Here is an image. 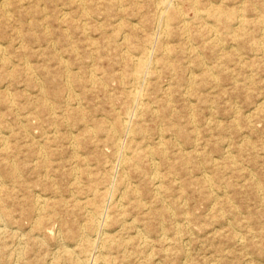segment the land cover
<instances>
[{
    "label": "rangeland",
    "instance_id": "1",
    "mask_svg": "<svg viewBox=\"0 0 264 264\" xmlns=\"http://www.w3.org/2000/svg\"><path fill=\"white\" fill-rule=\"evenodd\" d=\"M77 1H79L80 3L82 2V3L78 4ZM77 1L75 0L74 2V0H72L73 2L72 4L71 0H0V4H1L0 5V18H2L3 16L2 18L3 20L0 19L1 20L0 21V43H2L0 45V55L2 57V55L5 54V56H3L5 58L2 57L1 59L0 57V62L3 63L0 65V80L2 79L0 81V86H1L0 88V102H1L0 103V130H1L0 145L2 146L0 147V156H1L0 161L3 160L2 162H0V175L3 176V178L0 177V183H1L0 184V191H1L0 197L3 200L2 202V200L0 199V209H1L0 211V250H2L0 252L3 254L2 255L0 253L1 254L0 264H12V263L16 264V262L17 264H43V263L44 264H54L56 262H57L56 264H62V263L63 264L65 263L66 264H85V263L86 264L87 263L88 264H93V263L94 264H113V262L114 264H119V263L120 264H264V219H263L264 218V37H263L264 35L263 34L264 33V28H263L264 27V0H199V1L198 0H183V1L182 0H177V1L171 0V2L169 0V4H168L169 6L166 4L163 5L164 3L162 2V0H121V1L119 0L118 1L116 0H98V1L97 0H83V1L77 0ZM3 2L5 3V5H3ZM194 2H196V7L194 5L195 9L192 4ZM159 3L161 6L159 5ZM154 4L158 6H155ZM2 5L4 6L5 10L2 9L3 8ZM79 5H82V6H79ZM83 5L86 6L85 7L86 11H84L85 9H83L84 8ZM210 5L212 7H210ZM220 5L222 7H220ZM167 7L169 10L171 9L173 11L171 10L167 11ZM156 8L158 9L156 10L157 12L155 11ZM221 8H222V11H221ZM8 9L9 10L11 9V11H7ZM120 10L123 12L120 13ZM195 10H197V13ZM208 10H210L211 12H209ZM83 11L85 14L84 13L81 14ZM9 13H10V17H9ZM156 13H158L157 16H156ZM161 13H163V15ZM87 14L89 16H86ZM195 14H196V17H194ZM63 15L65 18L63 17ZM157 17L158 19L156 20ZM159 17H160V21H159ZM219 18H222V19H219ZM238 19L239 20L241 19V20L239 21ZM74 21L76 23H74ZM242 21H244V23ZM95 22L97 24H95ZM60 23L62 24L60 25ZM117 24L118 25L120 24V26H118ZM163 24H165V26ZM184 24H186V26ZM97 26H100V27L102 26L101 27L102 29ZM235 27L237 29H235ZM151 28H154V29H151ZM157 28L158 29L162 28L161 32L158 31ZM183 29H185L186 31ZM45 31L47 32V35H45L46 34ZM203 31L204 33H202ZM216 31H217V34H215ZM84 32L89 33V34L86 35ZM165 33L166 35H163ZM188 33H189V36H187ZM157 36L158 38H156L155 40V37ZM163 36L165 37V40H163L164 39ZM19 37L21 39H19ZM166 37H168V39ZM125 38L129 40H125ZM68 39H69V42H68ZM184 39L186 42L184 41ZM19 40L21 42V46L24 45L25 47L19 46L20 45ZM154 40L155 42H153ZM121 41L122 42L125 41L127 44L123 42L125 44L124 45L122 44ZM17 42H19V44ZM87 42L89 44H87ZM218 45L220 46V48ZM55 46L57 49L55 48ZM144 46L145 47L147 46V47L145 48ZM191 46L193 47V49L194 48L195 49L193 50ZM53 47L56 49L58 53L54 51L55 49H53ZM153 48L155 49V51ZM74 49L78 51L76 50L74 51ZM166 49L169 51V54ZM196 49H197L198 55L196 54ZM145 51H147L148 54H146ZM73 52H75V55ZM145 54L146 56L144 57ZM150 54L151 56H148ZM57 55L60 57H58ZM126 55H128L129 57L131 56V57L129 58ZM138 55L140 57H138ZM165 55L167 56L164 58L163 56ZM167 57L172 58V59L169 60L167 59ZM199 57H201V59ZM140 58L144 60L146 58L147 60H145L146 61L145 63H147L148 66L145 64L146 68L144 67L140 79L134 82L132 80L133 79L132 61L133 60L137 61ZM151 59L153 61H151ZM58 60H59L60 65L58 64ZM201 60L204 62H202ZM154 61L156 62V66L155 64L152 63ZM65 63L66 64L68 63V65H66ZM165 63L166 64L169 63L170 66L169 64L166 65ZM22 64L24 65L25 69H23V66H21ZM26 64H30L29 65L30 67L26 68L28 67V65ZM203 64H204V67H202ZM204 68L205 70H203ZM28 70L29 72H27ZM32 70L34 71L33 73L30 72ZM66 70H68L69 72ZM13 71L14 73L12 74ZM25 71L27 72V74H25L26 73ZM208 71H209V74H208ZM10 73L12 75H10ZM121 73L123 75L124 80L121 78L122 77L120 75ZM66 74L68 75L69 78H71V80L67 78ZM95 74H97L96 76L97 78L94 77ZM36 75L37 77L35 78ZM156 75L158 76L156 77ZM188 76L191 77L190 80ZM33 78L34 80H32ZM36 79L38 80L35 82ZM67 79L69 80L68 81L69 83L67 82ZM143 79L147 80L146 81L147 83ZM41 80H42V83H41ZM140 80H141V83H140ZM64 81H65V84H64ZM188 81H191V82H188ZM37 82H39V84H37ZM54 82H56L55 84L56 86L54 85ZM2 83H6V84H2ZM142 83L143 84L146 83V84L143 85ZM189 83H192V84H189ZM68 84L70 86H68ZM116 84H117V88H116ZM134 84H137V85H134ZM37 85L39 86V89ZM122 85L125 87H123ZM91 86L93 88H91ZM104 86L107 88L105 89ZM137 86L139 88H137ZM142 87L143 88L145 87L146 89L145 88L144 89L145 91L146 90L147 91L144 92V89H142ZM3 88L6 90H4ZM72 88H73V91H71ZM41 89L43 90L40 91ZM189 89H190V93H189L190 96H188L189 97L188 98L186 96L188 94L186 93L189 92ZM44 91H45V94H44ZM1 92L2 93L5 92V94H2ZM133 92H138L140 94V101L137 102L139 106L137 108H136L137 103L134 104V102L131 100V97H130L131 93ZM6 93L8 94L7 96H6ZM9 93L10 94L12 93L11 94L12 96L9 95ZM56 94L59 97L61 96L60 98L59 97L58 98L60 100L62 99V101H59L58 98H55L57 97ZM73 94L76 97H74ZM41 95L42 97L44 95L45 101H44V98L40 97ZM10 96L12 97V99ZM65 96L67 97V100ZM112 96L113 98H111ZM74 98L75 99L77 98L76 101ZM9 99H11V101H9ZM78 99H79V102H78ZM115 99L117 102L115 101ZM167 99H169V101ZM5 100H8V101H5ZM119 101L121 102V104ZM46 102L48 103L45 104ZM77 102L80 104V106ZM10 103L13 104L11 106L12 108L11 107L9 108V106L11 105ZM141 103L143 105H141ZM65 104L67 106H65ZM49 105H51L50 109L47 108L49 107ZM74 105L76 106V108H74L75 107ZM114 105L116 106V108L117 107L118 108L116 109ZM14 106L18 109V113L16 111L17 109ZM125 106L128 108L127 110ZM153 106L156 108H154ZM210 106H211V109H210ZM30 107H33L35 110H32L33 108L31 109ZM77 107L79 108L77 109ZM132 107L135 109H133ZM139 107L141 110H139ZM257 108L258 110H256ZM12 109L13 110L15 109V110L13 111ZM122 109L124 111V113L122 112L123 114L120 113ZM142 110L146 112L144 113L142 112ZM151 110L153 112H151ZM116 112H119L118 116ZM54 113L58 114L57 117H56V114ZM132 113L133 115H135V117L132 115ZM155 113H156V116L153 115ZM61 114L65 118L63 116L61 117ZM144 114L146 116H144ZM25 115L27 116V118ZM16 116L19 117L17 121L15 120L17 118ZM192 116L193 118H191ZM51 117H52V120H51ZM55 118H57V120H54ZM20 119H23L25 123ZM81 119L84 120L85 122H83ZM103 119H104V123L102 122ZM154 119H156L157 121ZM193 119L195 121H193ZM18 120H20L21 122ZM28 120H30L31 122H29ZM155 121L157 122L156 125H155ZM191 122L193 123L196 122V124H194L195 126ZM93 123H95V125ZM119 124L121 125L123 124L125 129L120 130L117 126ZM152 124L153 126H151ZM112 125H114V127ZM22 126L25 127L23 128L24 131L20 129ZM28 126H31V127H28ZM158 126H160L161 128L158 129ZM54 127H55V130L53 129ZM65 127H69L67 129V132H66ZM128 127H130V130ZM99 128L103 130H99ZM134 128L136 129V132H138V134L135 132ZM176 128L178 129V131H182L181 132L182 134H180V132H177ZM181 128L187 129V130H182ZM166 129H168L171 133L169 131H166ZM87 130L89 131V133ZM90 130H92V132L94 131V135L92 132H90ZM95 130L98 131V132L96 131L97 134L95 133ZM99 131L102 132V134ZM108 131L110 134L108 133ZM113 131L115 132L117 131V132L115 133ZM126 131L128 132V134L130 133L128 135L130 136V138L127 137ZM156 131L158 132V134ZM186 131H187V134H186ZM25 133L27 135H25ZM99 133L101 135V138H100ZM95 134L98 137V139L95 136ZM139 134L141 135V138L145 134V136H143L142 138L143 140L139 138L140 137ZM109 135L110 137H108ZM136 135H139V136H136ZM3 136L4 137L8 136V138L5 139L6 137L4 138ZM45 136L46 138L48 137L47 138L48 140L45 139ZM56 136L62 139H58V141H56L57 140ZM69 137H73L74 139H70ZM106 137H108V139ZM111 138H112V143H110ZM119 138H122V139H119ZM149 138L152 140H150ZM104 139L105 141H103ZM167 140L168 141L170 140V141L168 142ZM36 141L38 144L42 142L39 144L40 146L37 143H35ZM174 141H176L177 145ZM243 141H246L247 143ZM93 142H95V144ZM102 142L104 143V145H102L103 144ZM124 142L126 143V146H124L125 145ZM91 143L92 145H90ZM116 143H119V144L117 145ZM7 144L9 147L7 146ZM76 144H78L77 147H75ZM113 144L117 145L118 148L117 146ZM46 146H49V148ZM132 146H135V147L132 148ZM6 148H9V149H6ZM33 148H36V149L32 150ZM38 148L39 149L42 148L40 150L41 152L39 151ZM75 148L76 150H74ZM131 148L133 149V151ZM117 149L120 151H118ZM158 149H160V151ZM9 150L11 152V155H10V152H8ZM42 151L43 152L45 151L44 154L46 156H44ZM77 151L80 153H78ZM146 151L147 152L152 151V152L147 153ZM158 151L160 152V154ZM225 151H228L227 154H225L226 153ZM7 152L8 154L7 156H5L6 155L5 153ZM136 152H137V155L134 154ZM117 153H120L117 155L118 157L115 155ZM183 153L186 154V156L182 155ZM132 154L135 156H133ZM128 155H132V156H128ZM82 156L83 158L80 160ZM164 156L165 157L168 156L169 158L168 157L165 158ZM15 157L16 159L14 160ZM47 157H49L50 159ZM140 157L141 159H139ZM157 157H159L158 158L159 161L156 160ZM175 157L177 159H175ZM9 158H12V159H9ZM72 158H75L76 161L72 160ZM148 158H150V160H153V159L154 160L150 161ZM116 159L118 160L120 159V161L116 162ZM138 159L139 161L136 162V160ZM36 160H38V163L36 162ZM44 160H46L45 163H44ZM98 160H99V163H98ZM86 161L87 162L89 161V162L87 163ZM123 161L124 163H121ZM126 162H129L131 165ZM132 162L133 163L136 162V164H133ZM138 162L141 165L139 164L137 165ZM227 162L229 164H224ZM16 163L17 165H15ZM47 163H48L49 168L48 166L44 167L45 164L47 165ZM84 163H86L87 165L85 164L84 166ZM115 163L117 164L115 165ZM167 163L168 164L170 163V165H168ZM200 163L202 164V166ZM231 163L232 165H230ZM112 164L115 165V167H113ZM118 164L121 166H119ZM1 165H4V166H1ZM97 165L98 166L100 165V166L98 167ZM139 166L141 167L145 166V167L140 170L141 167ZM200 166L202 167V169ZM13 167L16 168L17 170L12 169ZM33 167H35L36 170ZM123 167H125V169ZM151 167H154V168H151ZM211 167H214V168H211ZM220 167L222 171L219 170ZM225 167L228 170L224 169ZM43 168H46L47 170ZM143 169L145 172L142 171ZM51 170L53 171L51 172ZM77 170H80V172L79 171L75 172ZM88 170L90 171L91 175H89L90 173L88 172ZM117 170L118 171L120 170L121 172L119 173ZM133 170H135V172ZM148 170H151V171H148ZM81 171H84V172H81ZM110 171H112L113 173ZM139 171H142V172H139ZM115 172L118 173L117 176ZM143 173H145L147 177ZM156 173L157 174L159 173V174L157 175ZM73 174H74V177H72ZM148 174L149 175L152 174L151 175L152 177L156 176L155 179H153V182L155 184L152 182V178ZM207 174H209L210 176H208ZM251 174L253 176V179H252ZM10 175L12 177H10ZM16 175L17 176L19 175L18 177L20 178H18ZM85 175L86 177H84ZM114 176H116L117 178H115ZM49 177H51L52 179ZM68 177L69 179L67 180ZM88 177L90 178L88 179ZM1 178L3 179V181ZM203 178H206V180ZM21 179L23 182L21 181ZM91 179L94 183L91 181ZM117 179L118 180L120 179V181H118ZM127 179L129 180V182ZM12 180L14 182H12ZM78 180L81 184L78 182ZM173 180L175 182H173ZM207 180L209 181V183ZM48 181L50 182L52 181L51 182L52 184L49 183ZM73 182H75L76 185ZM255 182L256 184L257 183L258 184L257 185L251 184ZM158 183L161 185H159ZM73 184H74V187L76 186L75 189L73 187ZM210 184L214 187V189L212 188ZM9 185H11L12 187L10 188ZM44 185H47V188H45ZM77 185H79V187ZM112 186L114 188L115 186H117L115 189L117 190L119 189L120 191L118 190L117 192L115 189L112 188ZM134 186L135 187L137 186V187L135 188ZM257 186L259 188H257ZM24 187L25 189H23ZM53 187L56 190L52 189ZM93 187L96 189H94ZM162 187H164L165 189ZM89 188H93L92 191ZM147 188L148 190H146ZM152 188L156 189L157 191L156 192L155 190L153 191ZM161 188H162V191H166V192L164 193L161 191L160 193ZM121 189L123 192L121 191ZM57 190H58V193H57L58 196L57 194H55L56 193L55 191ZM97 190L99 192L101 191L102 193L98 192L96 193L98 195L94 194V197H92L90 193L93 194L94 192H97ZM126 190L127 191L130 190V191L127 192ZM143 190H145V193L143 192ZM211 190L214 193V195L213 193H210L211 195L209 194ZM52 191L54 192L51 193ZM74 192H77V193H74ZM157 192H158V195H157ZM105 193L106 195L108 194L109 196L105 195L103 199L102 195H104ZM139 193L142 195L140 196ZM99 194L101 196H99ZM132 194L134 195L137 194V196L134 197ZM125 195L126 196L128 195L127 198H125L126 197ZM163 195H164V199H163ZM32 196L34 198H32ZM49 196H52V197H49ZM53 196H55V198ZM70 196L73 197L74 201L72 200V197ZM111 196L114 200L110 198ZM75 197H78L79 199L78 198L75 199ZM131 197L133 198L131 199ZM208 197L209 198L212 197V199L209 201ZM155 198L157 199L155 200ZM56 199L58 203L56 202ZM62 199L63 200L65 199L66 202L65 201L63 202ZM11 200L12 201L16 200V202H12ZM68 200L69 201L72 200L70 201L71 203L67 204ZM109 200L111 201V203L109 202ZM140 200H141V203H140ZM165 200L167 202H165ZM34 201L37 202V204H35ZM84 201L87 203H85ZM116 201L118 203L120 202L119 205ZM161 203H163L164 206ZM5 204L7 205L8 209H10L9 212H8V209H6L7 207ZM48 204H49V207H51L50 208L51 210L49 209ZM66 204L70 206H67ZM83 204L85 205V207L83 206ZM120 204L123 208H121ZM142 204H144L145 207L148 206L146 207L147 211L145 207L143 208L144 205ZM90 205L93 206V208H91ZM100 205L103 208L101 207L98 208V206ZM113 205L115 206L113 207ZM9 206L12 208H9ZM14 206L16 207L14 208ZM72 206L74 207L75 211ZM78 206L79 207L83 206V207L79 209L77 208ZM36 207L37 209L35 211V209L33 208H36ZM54 207L56 210L52 209ZM64 207L66 209H64ZM119 207L120 209H123L121 210V212H119L120 211ZM3 208L4 210H6L5 212ZM28 208L31 209L32 212ZM45 208H47L48 210L46 209L47 210L46 211ZM104 208L106 209L102 210ZM151 208L153 211L151 210ZM61 209H63L64 212L63 210L61 211ZM111 209L113 210L114 213L110 211ZM154 209L157 212L154 213L155 211ZM70 210L72 213L75 212V214L68 213L70 212ZM96 210L99 213H96L97 212ZM24 211L26 213L28 212V215H26ZM39 211L43 213L40 214ZM52 211L53 212L55 211L56 214L53 215L54 213ZM163 211H165L167 215ZM169 211L171 212L169 213ZM79 212L82 215H78ZM105 212H107V214ZM109 212L110 214L112 213V215H110ZM219 212L221 213L224 212V213L221 214ZM32 213L34 214L32 215ZM94 213L96 214L95 215L96 219L94 218ZM158 213H161V215ZM50 214H52L56 218L53 216L51 218ZM64 214H65V217L63 216ZM169 214L170 216H168ZM173 215L174 216L178 215V216L177 217L175 216L174 218ZM185 215H187V218ZM7 216L9 218L8 220L9 222L3 221L5 220L4 219L5 217L7 218ZM25 216H28L29 218ZM184 216L186 218L185 220H183ZM106 217L108 219L110 217V221L108 220V222H105L107 221ZM121 217L123 218V220ZM58 218L60 219V221ZM93 218L94 220H92ZM170 218L172 220H170ZM56 219L58 220L59 223L57 222ZM82 219L85 221H83ZM87 219L88 221L86 222ZM119 219L121 220L118 221ZM124 219L126 221H124ZM36 220H37V223L34 224ZM45 220L49 222L47 223ZM62 221H65L66 225ZM187 221H188V225L186 223ZM183 222H185V225ZM76 223H79V225ZM133 223L135 225H133ZM33 224L35 226L34 228L35 230L33 229L34 227ZM174 224H176V226H174ZM82 225H84L85 227ZM36 226L38 229L36 228ZM66 226H69V227L71 226V227L68 228ZM73 227L76 229H73ZM81 227H83V229ZM127 227L130 229H128ZM43 228H45V230ZM84 228H85V232H83ZM176 228L179 230H177ZM232 228L234 230H232ZM118 229H122L123 231L118 230ZM1 231L3 232L1 233ZM5 231H6V234H5ZM43 231H45V233ZM178 231L179 233H177ZM42 232L44 233V235ZM76 232H78L77 235H76ZM88 232L92 234L94 233V234L92 235ZM142 232H144V234ZM245 232H248V233H245ZM85 233L89 235H86ZM141 233L143 235H141ZM234 233H236L237 235H235ZM135 234L137 236L140 235L142 238L140 236H139L140 238L137 237ZM81 235L85 238H83ZM120 235H122L125 238H123ZM45 236L46 238H44ZM73 236L75 238L78 236L77 238L81 239V241L78 240L77 238L75 240ZM134 236H136V238ZM72 237L74 238V241L75 242L77 241L76 243H78L79 245L76 244L75 242H72L73 240V239L71 240ZM240 237L242 240L240 239ZM49 238L51 239L49 240ZM129 238H130V242L132 241L131 243L129 242ZM144 238L148 239V242L150 241L151 243L149 242L148 244L147 240ZM119 239L120 240L122 239V241H120L122 243L124 242V240L126 241L125 243L120 244L118 242ZM47 240L49 241L47 242ZM162 240L163 242L164 241L165 242L163 243ZM141 241L142 242L144 241L143 244ZM113 242H116V243H113ZM61 243L63 246L60 245ZM70 243L73 246H70ZM101 243H103L104 245ZM139 243H141V245ZM115 244H116V247L118 248H116L115 246L113 247L110 246V245H115ZM101 245H103L104 248H107L108 250L106 249L107 250L106 251L103 247H101ZM76 246H77V249L80 250V254H79V250L75 249ZM66 249L68 251H66ZM76 250L78 252H76ZM101 250H104V251L101 252ZM121 250L123 251L120 253L119 251ZM136 250L138 251L136 252ZM17 252L19 254L21 252V254H23L22 257H21V254L18 255ZM123 252L125 254H123ZM54 253H56L55 256H54ZM65 253H66L65 257L67 258H64L62 256ZM147 255L151 258L149 259ZM74 256L77 259L79 258L80 261L77 259H73L75 258ZM2 257H3V260H2ZM54 257H56L57 261L55 260ZM114 258H115V261H114ZM86 260L88 261L86 262ZM121 260H123L122 263H121ZM50 261H54V262L50 263Z\"/></svg>",
    "mask_w": 264,
    "mask_h": 264
},
{
    "label": "bare ground",
    "instance_id": "2",
    "mask_svg": "<svg viewBox=\"0 0 264 264\" xmlns=\"http://www.w3.org/2000/svg\"><path fill=\"white\" fill-rule=\"evenodd\" d=\"M76 1H77V0H76ZM80 1H81V0H80ZM82 1H83V0H82ZM97 1H98V0H97ZM116 1H118V0H116ZM119 1H121V0H119ZM176 1H177V0H176ZM182 1H183V0H182ZM198 1H199V0H198ZM198 1H197V2H198ZM6 2H7V1H6ZM71 2H72V0H71ZM74 2H75V0H74ZM87 2H88V1H87ZM150 2H151V1H150ZM152 2H154V1H152ZM162 2L164 3L163 5H165V4L168 5V4H169V0H162ZM170 2H171V0H170ZM77 3H78V4H81L82 2L80 3L79 1H77ZM84 3H85V2H84ZM90 3H91V2H90ZM104 3H105V2H104ZM172 3H173V1H172ZM181 3H182V2H181ZM181 3H180V4H181ZM194 3H195V4H194ZM194 3H192V4H193V7H194V5H195V7H196V2H194ZM210 3H211V2H210ZM243 3H244V2H243ZM72 4H73V2H72ZM78 4H77V5H78ZM98 4H99V3H98ZM100 4H102V3H100ZM133 4H134V3H133ZM170 4H171V3H170ZM198 4H199V3H198ZM0 5H1V4H0ZM3 5H5L4 2H3ZM3 5H2V7H3L2 9L5 10ZM96 5H97V4H96ZM118 5H119V4H118ZM139 5H140V4H139ZM154 5H155V6H158V5H156V4H154ZM159 5H160V3H159ZM171 5H172V4H171ZM183 5H184V4H183ZM199 5H200V4H199ZM199 5H198V6H199ZM79 6H82V5H79ZM122 6H123V5H122ZM160 6H161V5H160ZM168 6H169V5H168ZM173 6H174V5H173ZM177 6H178V5H177ZM177 6H176V7H177ZM184 6H185V5H184ZM5 7H6V6H5ZM83 7H84L83 9H85L86 6L83 5ZM119 7H120V6H119ZM135 7H136V6H135ZM162 7H163V6H162ZM195 7H194V9H195ZM210 7H212V6L210 5ZM218 7H219V6H218ZM220 7H222V6L220 5ZM7 8H8V7H7ZM158 8H159V7H158ZM160 8H161V7H160ZM197 8H198V7H197ZM214 8H215V7H214ZM214 8H212V9H214ZM121 9H122V7H121ZM135 9H136V8H135ZM138 9H139V8H138ZM149 9H150V8H149ZM165 9H166V8H165ZM183 9H184V8H183ZM3 10H2V11H3ZM63 10H64V9H63ZM94 10H95V9H94ZM156 10H158V9L156 8L155 11H156ZM168 10H169V9H168V7H167V11H168ZM170 10H171V9H170ZM170 10H169V11H170ZM179 10H180V9H179ZM215 10H216V9H215ZM7 11H11V9H10V10L8 9ZM59 11H60V10H59ZM65 11H66V10H65ZM84 11H86V9H85ZM84 11H83L81 14H83ZM137 11H138V10H137ZM148 11H149V10H148ZM171 11H173V10H171ZM195 11H196V13H197V10H195ZM208 11L211 12L210 10H208ZM213 11H214V10H213ZM216 11H217V10H216ZM221 11H222V8H221ZM228 11H229V10H228ZM233 11H234V10H233ZM63 12H64V11H63ZM113 12H114V11H113ZM117 12H119V11H117ZM121 12H123V11L120 10V13H121ZM144 12H145V11H144ZM150 12H151V11H150ZM156 12H157V11H156ZM178 12H179V11H178ZM10 13H11V12H10ZM10 13H9V17H10ZM60 13H61V12H60ZM136 13H137V12H136ZM142 13H143V12H142ZM171 13H172V12H171ZM180 13H181V11H180ZM199 13H200V12H199ZM63 14H64V13H63ZM84 14H85V13H84ZM139 14H140V12H139ZM153 14H155V13H153ZM157 14H158V13H156V16H157ZM159 14H160V13H159ZM161 14L163 15V13H161ZM165 14H166V12H165ZM173 14H174V12H173ZM173 14H172V15H173ZM193 14H194V13H193ZM193 14H192V15H193ZM5 15H6V13H5ZM64 15H65V14H64ZM64 15H63V17H64ZM143 15H144V14H143ZM199 15H200V14H199ZM212 15H213V14H212ZM43 16H44V15H43ZM83 16H84V15H83ZM86 16H89V15L87 14ZM101 16H102V15H101ZM144 16H145V15H144ZM181 16H182V15H181ZM190 16H191V15H190ZM205 16H206V15H205ZM7 17H8V16H7ZM9 17H8V18H9ZM81 17H82V15H81ZM173 17H174V16H173ZM194 17H196V14H195ZM2 18H3V16H2ZM2 18H0V19L3 20ZM4 18H5V17H4ZM41 18H42V17H41ZM64 18H65V17H64ZM79 18H80V17H79ZM84 18H85V17H84ZM87 18H88V17H87ZM102 18H103V17H102ZM162 18H163V17H162ZM182 18H183V17H182ZM201 18H202V17H201ZM201 18H199V19H201ZM206 18H207V17H206ZM224 18H225V17H224ZM157 19H158V17L156 18V20H157ZM197 19H198V18H197ZM204 19H205V18H204ZM204 19H203V20H204ZM219 19H222V18H219ZM1 20H0V21H1ZM61 20H62V18H61ZM63 20H64V19H63ZM80 20H81V19H80ZM89 20H91V19H89ZM100 20H101V19H100ZM122 20H123V19H122ZM149 20H150V19H149ZM153 20H154V19H153ZM161 20H162V19H161ZM185 20H187V19H185ZM225 20H226V19H225ZM225 20H224V21H225ZM232 20H233V19H232ZM232 20H231V21H232ZM238 20H239V19H238ZM240 20H241V19H240ZM240 20H239V21H240ZM120 21H121V20H120ZM120 21H119V22H120ZM137 21H138V20H137ZM159 21H160V17H159ZM199 21H201V20H199ZM220 21H222V20H220ZM239 21H238V22H239ZM88 22H89V21H88ZM97 22H98V21H97ZM117 22H118V21H117ZM157 22H158V21H157ZM157 22H156V23H157ZM163 22H164V21H163ZM167 22H168V21H167ZM185 22H186V21H185ZM185 22H184V23H185ZM242 22L244 23V21H242ZM242 22H241V23H242ZM69 23H70V22H69ZM74 23H76V22L74 21ZM83 23H84V22H83ZM86 23H87V22H86ZM92 23H93V21H92ZM164 23H165V22H164ZM200 23H201V22H200ZM30 24H31V23H30ZM30 24H28V25H30ZM61 24H62V23H60V25H61ZM95 24H97V23L95 22ZM132 24H133V23H132ZM157 24H158V23H157ZM157 24H156V25H157ZM167 24H168V23H167ZM186 24H187V23H186ZM186 24H184V25L186 26ZM67 25H69V24H67ZM67 25H66V26H67ZM79 25H80V24H79ZM81 25H82V24H81ZM117 25H118V24H117ZM121 25H122V24H121ZM128 25H129V24H128ZM150 25H151V24H150ZM150 25H149V26H150ZM159 25H160V24H159ZM163 25L165 26V24H163ZM237 25H239V24H237ZM118 26H120V24H119ZM149 26H148V27H149ZM208 26H209V24H208ZM240 26H241V25H240ZM83 27H84V26H83ZM97 27H100V26H97ZM101 27H102V26H101ZM101 27H100V28H101ZM133 27H134V26H133ZM135 27H136V26H135ZM137 27H138V26H137ZM152 27H153V26H152ZM167 27H168V26H167ZM183 27H184V26H183ZM210 27H212V26H210ZM231 27H232V26H231ZM233 27H234V26H233ZM42 28H43V27H42ZM162 28H163V27H162ZM162 28H159L160 30H159L158 28H157V29H158V31L161 32V29H162ZM187 28H188V27H187ZM187 28H186V29H187ZM194 28H195V27H194ZM203 28H204V27H203ZM207 28H208V27H207ZM207 28H206V29H207ZM217 28H218V27H217ZM222 28H223V26H222ZM222 28H221V29H222ZM224 28H225V27H224ZM263 28H264V27H263ZM44 29H45V28H44ZM74 29H75V28H74ZM80 29H81V28H80ZM85 29H86V27H85ZM101 29H102V28H101ZM101 29H100V30H101ZM134 29H135V28H134ZM138 29H139V28H138ZM151 29H154V28H151ZM151 29H150V30H151ZM192 29H193V28H192ZM209 29H211V28H209ZM219 29H220V28H219ZM235 29H237V28L235 27ZM235 29H234V30H235ZM100 30H99V31H100ZM183 30H185V29H183ZM194 30H195V29H194ZM211 30H213V29H211ZM214 30H215V29H214ZM225 30H226V29H225ZM245 30H246V29H245ZM245 30H244V31H245ZM140 31H141V30H140ZM155 31H156V30H155ZM163 31H164V30H163ZM163 31H162V32H163ZM185 31H186V30H185ZM45 32H46V31H45ZM62 32H63V31H62ZM102 32H103V31H102ZM153 32H154V30H153ZM166 32H167V31H166ZM211 32H213V31H211ZM262 32H263V31H262ZM17 33H19V32H17ZM84 33H85V32H84ZM141 33H142V32H141ZM143 33H144V32H143ZM157 33H158V32H157ZM177 33H178V31H177ZM202 33H204V31H203ZM85 34L87 35V34H89V33H85ZM104 34H105V33H104ZM155 34H156V32H155ZM208 34H209V33H208ZM215 34H217V31H216ZM263 34H264V33H263ZM45 35H47V32H46ZM124 35H125V34H124ZM157 35H158V34H157ZM159 35H160V33H159ZM163 35H166V33L163 34ZM186 35H187V34H186ZM231 35H232V34H231ZM65 36H66V35H65ZM105 36H106V35H105ZM125 36H126V35H125ZM127 36H128V34H127ZM183 36H184V35H183ZM187 36H189V33H188ZM212 36H213V35H212ZM214 36H215V35H214ZM151 37H152V36H151ZM159 37H161V36H159ZM184 37H185V36H184ZM207 37H208V36H207ZM263 37H264V35H263ZM112 38H113V37H112ZM127 38H128V37H127ZM156 38H158V36L155 37V40H156ZM163 38H164L163 40H165V37H164V36H163ZM166 38L168 39V37H166ZM188 38H189V37H188ZM215 38H216V37H215ZM215 38H214V39H215ZM19 39H21V38L19 37ZM103 39H104V38H103ZM115 39H117V38H115ZM185 39H186V38H185ZM185 39H184V41H185ZM218 39H219V38H218ZM70 40H71V39H70ZM125 40H129V39H126V38H125ZM155 40H154L153 42H155ZM188 40H189V39H188ZM241 40H242V39H241ZM89 41H90V40H89ZM115 41H116V40H115ZM211 41H212V40H211ZM7 42H8V41H7ZM9 42H10V41H9ZM19 42H20V40H19ZM19 42H17V43L19 44ZM68 42H69V39H68ZM91 42H92V40H91ZM121 42H122V41H121ZM123 42H125V41H123ZM123 42H122V44H124ZM185 42H186V41H185ZM202 42H203V41H202ZM215 42H217V41H215ZM219 42H220V41H219ZM117 43H118V42H117ZM125 43H126V42H125ZM165 43H166V41H165ZM165 43H164V44H165ZM1 44H2V43H0V45H1ZM11 44H12V43H11ZM11 44H10V45H11ZM71 44H72V43H71ZM87 44H89V43L87 42ZM94 44H96V43H94ZM119 44H120V43H119ZM126 44H127V43H126ZM154 44H155V43H154ZM187 44H188V43H187ZM217 44H219V43H217ZM260 44H261V43H260ZM4 45H5V44H4ZM7 45H8V44H7ZM124 45H125V44H124ZM152 45H153V44H152ZM261 45H262V44H261ZM19 46H20V47H23L24 45L21 46V42H20V45H19ZM46 46H47V45H46ZM65 46H66V45H65ZM89 46H90V45H89ZM119 46H120V45H119ZM122 46H123V45H122ZM126 46H127V45H126ZM150 46H151V44H150ZM154 46H155V45H154ZM161 46H162V45H161ZM211 46H212V45H211ZM218 46H219V45H218ZM252 46H253V45H252ZM252 46H251V48H252ZM259 46H260V45H259ZM20 47H19V48H20ZM24 47H25V46H24ZM144 47H145V46H144ZM144 47H143V48H144ZM146 47H147V46H146ZM146 47H145V48H146ZM148 47H149V45H148ZM165 47H166V46H165ZM165 47H164V48H165ZM167 47H168V46H167ZM191 47H192V46H191ZM191 47H190V49H191ZM205 47H206V46H205ZM222 47H223V46H222ZM6 48H7V47H6ZM6 48H5V49H6ZM17 48H18V47H17ZM55 48H56V46H55ZM55 48L53 47V49H55ZM164 48H163V49H164ZM187 48H188V47H187ZM212 48H213V47H212ZM219 48H220V46H219ZM262 48H263V47H262ZM25 49H26V48H25ZM51 49H52V48H51ZM56 49H57V48H56ZM56 49H55L54 51H56ZM71 49H72V48H71ZM153 49H154V48H153ZM153 49H152V50H153ZM167 49H168V48H167ZM167 49H166V50H167ZM192 49H193V47H192ZM194 49H195V48H194ZM194 49H193V50H194ZM221 49H222V48H221ZM221 49H220V50H221ZM20 50H22V49H20ZM75 50H76V49H74V51H75ZM168 50H169V49H168ZM168 50H167V51H168ZM185 50H186V49H185ZM187 50H188V49H187ZM222 50H223V49H222ZM222 50H221V51H222ZM228 50H229V49H228ZM6 51H7V50H6ZM17 51H18V50H17ZM17 51H16V52H17ZM40 51H41V50H40ZM54 51H53V52H54ZM58 51H59V50H58ZM71 51H72V50H71ZM76 51H78V50H76ZM154 51H155V49H154ZM154 51H152V52H154ZM221 51H220V52H221ZM262 51H263V50H262ZM262 51H261V52H262ZM56 52H57V51H56ZM121 52H122V51H121ZM145 52H146V54H148L147 51H145ZM163 52H164V50H163ZM6 53H7V52H6ZM23 53H24V52H23ZM54 53H55V52H54ZM57 53H58V52H57ZM73 53H74V55H75V52H73ZM91 53H92V52H91ZM128 53H129V52H128ZM149 53H150V52H149ZM222 53H223V52H222ZM227 53H229V52H227ZM262 53H263V52H262ZM1 54H3V53H1ZM21 54H22V53H21ZM42 54H43V53H42ZM146 54L144 55V57L146 56ZM152 54H153V53H152ZM164 54H165V53H164ZM168 54H169V51H168ZM196 54H197V49H196ZM40 55H41V54H40ZM58 55H60V54H58ZM58 55H57V56H58ZM123 55H124V53H123ZM154 55H155V53H154ZM162 55H163V54H162ZM197 55H198V54H197ZM3 56H5V54L2 55V57H3ZM76 56H77V55H76ZM94 56H95V55H94ZM126 56H128V55H126ZM148 56H151V54L148 55ZM166 56H167V55H165V56H163V57L165 58ZM224 56H225V55H224ZM228 56H229V55H228ZM239 56H240V55H239ZM0 57H1V55H0ZM2 57H1V59H2ZM17 57H18V56H17ZM58 57H60V56H58ZM61 57H62V56H61ZM65 57H67V56H65ZM95 57H96V56H95ZM98 57H99V56H98ZM128 57H129V56H128ZM130 57H131V56H130ZM130 57H129V58H130ZM138 57H140V56L138 55ZM170 57H171V56H170ZM3 58H5V57H3ZM7 58H8V56H7ZM7 58H6V59H7ZM52 58H53V57H52ZM132 58H133V57H132ZM132 58H131V59H132ZM141 58H142V57H141ZM141 58H140L139 60H137V61H134V60L132 61V60H131V61H132V65H133V69H132V70H133V71H132L133 79H132V80H133L134 82H135V81H138V80L140 79V77H141V75H142V71H143V69H144V67H145V64L147 65V63H145V62H146L145 60H147V59L145 58V60H144V59H141ZM148 58H149V57H148ZM199 58L201 59V57H199ZM219 58H220V57H219ZM55 59H56V58H55ZM62 59H63V58H62ZM167 59L170 60V59H172V58H168V57H167ZM3 60H4V59H3ZM7 60H8V59H7ZM26 60H27V59H26ZM26 60H25V61H26ZM77 60H79V59H77ZM77 60H76V61H77ZM148 60H149V59H148ZM23 61H24V60H23ZM61 61H62V60H61ZM125 61H126V60H125ZM131 61H129V62H131ZM151 61H153V60L151 59ZM201 61H202V60H201ZM5 62H6V61H5ZM27 62H28V61H27ZM62 62H63V61H62ZM62 62H61V63H62ZM148 62H149V61H148ZM154 62H155V61H154ZM154 62H152V63L155 64V66H156V62H155V63H154ZM202 62H204V61H202ZM7 63H8V62H7ZM80 63H81V62H80ZM150 63H151V62H150ZM1 64H3V63L0 62V65H1ZM58 64H59V60H58ZM65 64H66V63H65ZM92 64H93V63H92ZM123 64H124V63H123ZM165 64H166V63H165ZM167 64H169V63H167ZM167 64H166V65H167ZM205 64H206V63H205ZM26 65H28V67L25 66L26 68H29V67H30V66H29L30 64H26ZM59 65H60V64H59ZM63 65H64V64H63ZM66 65H68V63H67ZM93 65H94V64H93ZM150 65H151V64H150ZM162 65H163V64H162ZM4 66H5V65H4ZM11 66H13V65H11ZM21 66H23V69H25L23 64H22ZM120 66H122V65H120ZM147 66H148V65H147ZM152 66H153V65H152ZM169 66H170V64H169ZM206 66H207V65H206ZM206 66H205V67H206ZM63 67H64V66H63ZM63 67H62V68H63ZM65 67H67V66H65ZM68 67H69V66H68ZM202 67H204V64H203ZM13 68H14V67H13ZM13 68H12V69H13ZM15 68H16V67H15ZM120 68H121V67H120ZM145 68H146V67H145ZM152 68H153V67H152ZM170 68H172V67H170ZM2 69H3V68H2ZM12 69H11V70H12ZM30 69H31V68H30ZM30 69H29V70H30ZM64 69H65V68H64ZM206 69H207V68H206ZM5 70H6V68H5ZM9 70H10V69H9ZM26 70H27V69H26ZM29 70H28L27 72H29ZM91 70H92V69H91ZM91 70H90V71H91ZM145 70H146V69H145ZM203 70H205V68H204ZM208 70H209V68H208ZM64 71H65V70H64ZM66 71H68V70H66ZM74 71H75V70H74ZM206 71H207V70H206ZM25 72H26V71H25ZM27 72H26L25 74H27ZM30 72L33 73L34 71L32 70V71H30ZM68 72H69V71H68ZM75 72H76V71H75ZM122 72H123V71H122ZM13 73H14V71L12 72V74H13ZM32 73H30V74H32ZM45 73H46V72H45ZM66 73H67V72H66ZM76 73H77V72H76ZM90 73H91V72H90ZM119 73H120V72H119ZM150 73H151V72H150ZM154 73H156V72H154ZM211 73H212V72H211ZM12 74L10 73V75H12ZM145 74H146V73H145ZM157 74H159V73H157ZM171 74H172V73H171ZM208 74H209V71H208ZM33 75H34V74H33ZM89 75H90V74H89ZM108 75H109V74H108ZM120 75L122 76V77H121V76H120V77L123 79V75H122V73H121ZM152 75H153V73H152ZM189 75H190V74H189ZM66 76H67V78H69L67 74H66ZM66 76H65V77H66ZM70 76H71V75H70ZM96 76H97V74H95L94 77L97 78ZM105 76H106V75H105ZM157 76H158V75H156V77H157ZM5 77H6V76H5ZM14 77H15V76H14ZM36 77H37V75L35 76V78H36ZM90 77H91V76H90ZM94 77H93V78H94ZM113 77H114V76H113ZM188 77H189V76H188ZM3 78H4V77H3ZM9 78H10V76H9ZM78 78H79V77H78ZM88 78H89V77H88ZM91 78H92V77H91ZM95 78H94V79H95ZM102 78H103V77H102ZM111 78H112V77H111ZM153 78H154V77H153ZM153 78H152V79H153ZM190 78H191V77H189V80H190ZM30 79H31V78H30ZM58 79H59V78H58ZM69 79L71 80V78H69ZM84 79H85V78H84ZM170 79H171V78H170ZM1 80H2V79H1ZM1 80H0V81H1ZM32 80H34V78H33ZM37 80H38V79H36L35 82H36ZM56 80H57V79H56ZM97 80H98V79H97ZM115 80H116V78H115ZM123 80H124V79H123ZM143 80H145V79H143ZM148 80H149V79H148ZM153 80H154V79H153ZM153 80H152V81H153ZM194 80H195V79H194ZM57 81H58V80H57ZM68 81H69V80L67 79V82H68ZM100 81H101V80H100ZM146 81H147V80H145V82H146ZM11 82H12V80H11ZM32 82H33V81H32ZM84 82H85V81H84ZM90 82H91V81H90ZM97 82H98V81H97ZM101 82H102V81H101ZM110 82H111V81H110ZM122 82H123V81H122ZM188 82H191V81H188ZM41 83H42V80H41ZM68 83H69V82H68ZM123 83H124V82H123ZM123 83H121V84H123ZM132 83H133V82H132ZM132 83H131V84H132ZM138 83H139V82H138ZM140 83H141V80H140ZM146 83H147V82H146ZM146 83H144V84H146ZM150 83H151V82H150ZM192 83H193V82H192ZM192 83H189V84H192ZM2 84H6V83H2ZM2 84H1V85H2ZM34 84H35V83H34ZM37 84H39V82H37ZM55 84H56V82H54V85H55ZM64 84H65V81H64ZM66 84H67V83H66ZM77 84H78V83H77ZM93 84H94V83H93ZM93 84H92V86H93ZM142 84H143V83H142ZM144 84H143V85H144ZM169 84H170V83H169ZM94 85H95V84H94ZM103 85H104V84H103ZM134 85H137V84H134ZM139 85H140V84H139ZM143 85H142V86H143ZM40 86H41V85H40ZM55 86H56V85H55ZM68 86H70V85L68 84ZM92 86H91V88H93ZM108 86H110V85H108ZM122 86H123V85H122ZM189 86H191V85H189ZM8 87H9V86H8ZM8 87H7V88H8ZM37 87H38V89H39V86H38V85H37ZM65 87H66V86H65ZM71 87H72V86H71ZM71 87H70V88H71ZM73 87H75V86H73ZM88 87H89V86H88ZM94 87H95V86H94ZM104 87H105V86H104ZM120 87H121V86H120ZM123 87H125V86H123ZM147 87H148V86H147ZM0 88H1V86H0ZM106 88H107V87H105V89H106ZM116 88H117V84H116ZM129 88H130V87H129ZM137 88H139V87L137 86ZM144 88H145V87H144ZM144 88L142 87V89H144ZM157 88H158V87H157ZM193 88H194V87H193ZM3 89H4V88H3ZM105 89H104V90H105ZM120 89H121V88H120ZM124 89H125V88H124ZM145 89H146V88H145ZM145 89H144V92L147 91V90L145 91ZM4 90H6V89H4ZM4 90H3V91H4ZM42 90H43V89H41L40 91H42ZM93 90H94V89H93ZM101 90H102V89H101ZM135 90H137V89H135ZM163 90H164V89H163ZM168 90H169V89H168ZM168 90H167V91H168ZM40 91H39V92H40ZM69 91H70V90H69ZM71 91H73V88H72ZM106 91H107V90H106ZM106 91H105V92H106ZM128 91H129V90H128ZM128 91H127V92H128ZM142 91H143V90H142ZM142 91H141V92H142ZM165 91H166V90H165ZM5 92H6V91H5ZM5 92H4V93L1 92V93H2V94H5ZM10 92H11V91H10ZM75 92H76V91H75ZM107 92H108V91H107ZM127 92H126V93H127ZM186 92H187V91H186ZM50 93H51V92H50ZM79 93H80V91H79ZM86 93H87V92H86ZM88 93H89V92H88ZM126 93H125V94H126ZM164 93H165V92H164ZM166 93H167V92H166ZM189 93H190V89H189V92L186 93V94H188V95H186L185 93H184V94L188 97V96H190ZM11 94H12V93H11ZM11 94L9 93V95H11ZM44 94H45V91H44ZM47 94H48V93H47ZM57 94H58V92H57ZM57 94H56V96H57ZM59 94H60V93H59ZM69 94H71V93H69ZM127 94H128V93H127ZM7 95H8V94L6 93V96H7ZM49 95H50V94H49ZM73 95H74V94H73ZM77 95H78V93H77ZM162 95H164V94H162ZM2 96H3V95H2ZM11 96H12V95H11ZM11 96H10V97H11ZM36 96H37V95H36ZM113 96H114V95H113ZM113 96H112L111 98H113ZM191 96H192V94H191ZM193 96H194V95H193ZM196 96H197V95H196ZM40 97H42V95H41ZM58 97H59V96H57V97H55V98H58ZM60 97H61V96H60ZM60 97H59V98H60ZM65 97H66V96H65ZM74 97H76V96L74 95ZM130 97H131V100L134 102V104L140 101V94H139L138 92H133V93H131ZM168 97H169V96H168ZM8 98H9V96H8ZM8 98H7V99H8ZM42 98H44V95H43ZM59 98H58V99H59ZM63 98H64V97H63ZM69 98H70V97H69ZM169 98H170V97H169ZM188 98H189V97H188ZM5 99H6V98H5ZM11 99H12V97H11ZM11 99H9V101H11ZM46 99H47V97H46ZM74 99H75V98H74ZM76 99H77V98H76ZM76 99H75V101H76ZM119 99H120V98H119ZM128 99H129V98H128ZM170 99H171V98H170ZM56 100H57V99H56ZM66 100H67V97H66ZM126 100H127V98H126ZM167 100L169 101V99H167ZM5 101H8V100H5ZM5 101H4V102H5ZM44 101H45V98H44ZM47 101H48V100H47ZM59 101H62V99H61V100L59 99ZM69 101H70V100H69ZM111 101H112V100H111ZM115 101H116V99H115ZM12 102H13V100H12ZM14 102H15V101H14ZM78 102H79V99H78ZM78 102H77V103H78ZM80 102H81V101H80ZM116 102H117V101H116ZM119 102H120V101H119ZM0 103H1V102H0ZM2 103H3V102H2ZM47 103H48V102H46L45 104H47ZM55 103H56V102H55ZM55 103H54V104H55ZM60 103H61V102H60ZM67 103H68V102H67ZM81 103H82V102H81ZM131 103H132V102H131ZM142 103H143V102H142ZM142 103H141V105H143ZM164 103H165V102H164ZM167 103H168V102H167ZM3 104H4V103H3ZM10 104H11V103H10ZM10 104H9V105H10ZM78 104H79V103H78ZM78 104H77V105H78ZM115 104H116V103H115ZM120 104H121V102H120ZM120 104H119V105H120ZM124 104H125V103H124ZM134 104H133V105H134ZM4 105H5V104H4ZM12 105H13V104H11V105L9 106V108H10ZM63 105H64V104H63ZM75 105H76V104H75ZM75 105H74V106H75ZM109 105H110V104H109ZM46 106H47V105H46ZM50 106H51V105H49V107H47V108L50 109V108H51ZM65 106H67V105L65 104ZM68 106H69V104H68ZM70 106H71V105H70ZM79 106H80V104H79ZM111 106H112V105H111ZM114 106H115V105H114ZM138 106H139V105H138V103H137V104H136V108H137ZM148 106H149V105H148ZM148 106H147V107H148ZM169 106H170V105H169ZM14 107H15V106H14ZM44 107H45V106H44ZM58 107H59V106H58ZM133 107H134V106H133ZM133 107H132V108H133ZM141 107H142V106H141ZM143 107H144V106H143ZM153 107H154V106H153ZM190 107H191V106H190ZM193 107H194V106H193ZM257 107H258V106H257ZM11 108H12V107H11ZM15 108H16V107H15ZM30 108L32 109L33 107H30ZM52 108H53V107H52ZM74 108H76V106H75ZM78 108H79V107H77V109H78ZM80 108H81V107H80ZM115 108H116V106H115ZM117 108H118V107H117ZM117 108H116V109H117ZM125 108H126V110L128 109L126 106H125ZM125 108H124V109H125ZM132 108H131V109H132ZM149 108H150V107H149ZM154 108H156V107H154ZM188 108H189V107H188ZM16 109H17V108H16ZM31 109H30V110H31ZM56 109H57V108H56ZM64 109H66V108H64ZM67 109H68V108H67ZM81 109H82V108H81ZM111 109H112V108H111ZM129 109H130V108H129ZM133 109H135V108H133ZM166 109H167V108H166ZM210 109H211V106H210ZM12 110H13V109H12ZM14 110H15V109H14ZM14 110H13V111H14ZM32 110H35V109L33 108ZM32 110H31V111H32ZM70 110H71V109H70ZM72 110H73V109H72ZM112 110H113V109H112ZM119 110H120V109H119ZM137 110H138V109H137ZM139 110H141L140 107H139ZM153 110H154V109H153ZM254 110H255V109H254ZM256 110H258V108H257ZM16 111H17V113H18V109H17ZM81 111H82V110H81ZM128 111H129V110H128ZM128 111H127V112H128ZM189 111H190V110H189ZM32 112H33V111H32ZM68 112H69V111H68ZM83 112H84V111H83ZM122 112L124 113L123 109H122V111H121L120 113L123 114ZM140 112H141V111H140ZM142 112H144V111L142 110ZM145 112H146V111H145ZM145 112H144V113H145ZM151 112H153V111L151 110ZM164 112H166V111H164ZM14 113H15V112H14ZM116 113H117V116H118V113H119V112H116ZM173 113H174V112H173ZM186 113H187V112H186ZM193 113H194V112H193ZM15 114H16V113H15ZM33 114H35V113H33ZM52 114H53V112H52ZM54 114H56V117H57L58 114H57V113H54ZM82 114H83V113H82ZM126 114H127V113H126ZM137 114H138V113H137ZM151 114H152V113H151ZM39 115H40V114H39ZM39 115H38V116H39ZM64 115H65V113H64ZM68 115H69V114H68ZM68 115H66V116H68ZM128 115H129V114H128ZM132 115H133V113H132ZM153 115L156 116V113L153 114ZM157 115H158V114H157ZM178 115H179V114H178ZM187 115H188V114H187ZM193 115H195V114H193ZM18 116H19V115H18ZM18 116H16V117H17V118L15 119L16 121H17V119H19ZM20 116H21V114H20ZM25 116H26V115H25ZM25 116H24V117H25ZM52 116H53V115H52ZM62 116H63V115L61 114V117H62ZM95 116H96V115H95ZM104 116H105V115H104ZM110 116H111V115H110ZM130 116H131V115H130ZM130 116H129V118H130ZM133 116L135 117V115H133ZM144 116H146V115L144 114ZM158 116H159V115H158ZM161 116H162V115H161ZM173 116H175V115H173ZM63 117H64V116H63ZM79 117H80V116H79ZM87 117H88V116H87ZM136 117H138V116H136ZM153 117H154V116H153ZM185 117H186V116H185ZM189 117H190V116H189ZM14 118H15V117H14ZM26 118H27V116H26ZM29 118H30V117H29ZM64 118H65V117H64ZM64 118H63V119H64ZM104 118H105V117H104ZM125 118H126V117H125ZM179 118H180V117H179ZM191 118H193V116H192ZM30 119H31V118H30ZM66 119H67V118H66ZM91 119H92V117H91ZM127 119H128V118H127ZM131 119H132V118H131ZM143 119H144V117H143ZM151 119H153V118H151ZM156 119H157V118H156ZM156 119H154V120H156ZM189 119H190V118H189ZM20 120L23 121V119H20ZM20 120H18V121H20ZM32 120H33V119H32ZM34 120H35V119H34ZM36 120H37V119H36ZM51 120H52V117H51ZM54 120H57V118H55ZM61 120H62V119H61ZM81 120H82V119H81ZM101 120H102V118H101ZM101 120H99V121H101ZM112 120H113V119H112ZM121 120H122V119H121ZM132 120H133V119H132ZM132 120H131V121H132ZM134 120H135V119H134ZM137 120H138V119H137ZM187 120H188V119H187ZM25 121H26V120H25ZM28 121L31 122L30 120H28ZM64 121H65V120H64ZM82 121L85 122L84 120H82ZM109 121H110V120H109ZM122 121H123V120H122ZM124 121H125V120H124ZM156 121H157V120H156ZM156 121H155V125H156V123H157ZM158 121H159V120H158ZM193 121H195V120L193 119ZM20 122H21V121H20ZM23 122H24V121H23ZM65 122H66V121H65ZM89 122H90V121H89ZM92 122H93V121H92ZM102 122L104 123V119H103ZM106 122H107V121H106ZM172 122H173V121H172ZM24 123H25V122H24ZM54 123H55V122H54ZM66 123H67V122H66ZM73 123H74V122H73ZM108 123H109V122H108ZM116 123H117V122H116ZM136 123H138V122H136ZM136 123H135V124H136ZM139 123H140V121H139ZM162 123H163V122H162ZM162 123H160V124H162ZM167 123H168V122H167ZM167 123H166V124H167ZM176 123H177V122H176ZM188 123H189V122H188ZM191 123H192L193 125L196 124V122H195V123L191 122ZM82 124H84V123H82ZM93 124L95 125V123H93ZM93 124H92V126H93ZM111 124H112V123H111ZM174 124H175V123H174ZM14 125H15V124H14ZM30 125H31V124H30ZM66 125H67V124H66ZM66 125H65V126H66ZM85 125H86V124H85ZM107 125H108V124H107ZM172 125H173V124H172ZM210 125H211V123H210ZM219 125H220V124H219ZM20 126H21V125H20ZM67 126H68V125H67ZM80 126H81V125H80ZM86 126H87V125H86ZM96 126H97V125H96ZM104 126H105V125H104ZM112 126L114 127V125H112ZM117 126H118V128H119L120 130H124V129H125V127L123 126V124H122V125L119 124V125H117ZM125 126H126V125H125ZM133 126H135V125H133ZM133 126H132V127H133ZM151 126H153V124H152ZM161 126H162V125H161ZM191 126H192V125H191ZM194 126H195V125H194ZM233 126H234V125H233ZM28 127H31V126H28ZM130 127H131V126H130ZM130 127H128L129 130H130ZM140 127H141V126H140ZM179 127H180V126H179ZM196 127H197V126H196ZM23 128H25V127L22 126L20 129H21L22 131H24ZM56 128H57V127H56ZM60 128H61V127H60ZM68 128H69V127H65L66 132H67V129H68ZM89 128H90V127H89ZM101 128H103V127H101ZM126 128H127V127H126ZM159 128H161V127L158 126V129H159ZM167 128H168V127H167ZM177 128H178V127H177ZM177 128H176V129H177ZM194 128H195V127H194ZM217 128H218V127H217ZM220 128H221V127H220ZM53 129L55 130V127H54ZM149 129H150V128H149ZM158 129H157V130H158ZM162 129H163V128H162ZM164 129H165V128H164ZM176 129H175V130H176ZM181 129H182V130H187V129H183V128H181ZM195 129H196V128H195ZM9 130H10V129H9ZM16 130H18V129H16ZM92 130H93V129H92ZM92 130H90V132H92ZM97 130H98V129H97ZM97 130H95V133H96ZM99 130H103V129H100V128H99ZM108 130H109V129H108ZM134 130H135V132H136V129H135V128H134ZM140 130H141V129H140ZM191 130H192V129H191ZM11 131H12V130H11ZM22 131H21V133H22ZM68 131H69V130H68ZM80 131H81V130H80ZM84 131H85V130H84ZM87 131H88V130H87ZM137 131H138V130H137ZM152 131H153V130H152ZM166 131H169V130L166 129ZM172 131H173V129H172ZM194 131H195V130H194ZM0 132H1V130H0ZM14 132H15V131H14ZM30 132H31V131H30ZM43 132H44V131H43ZM53 132H54V131H53ZM97 132H98V131H97ZM99 132H100V131H99ZM113 132H115V131H113ZM113 132H111V133H113ZM116 132H117V131H116ZM116 132H115V133H116ZM122 132H123V131H122ZM126 132H127V131H126ZM141 132H142V131H141ZM141 132H140V134H141ZM156 132H157V131H156ZM156 132H155V133H156ZM163 132H165V131H163ZM169 132H170V131H169ZM177 132H180V134H182V133H181L182 131H178V129H177ZM192 132H193V131H192ZM195 132H196V131H195ZM4 133H5V131H4ZM4 133H3V134H4ZM9 133H10V132H9ZM23 133H24V132H23ZM54 133H55V132H54ZM70 133H71V132H70ZM73 133H74V132H73ZM88 133H89V131H88ZM92 133H93V135H94V131H93ZM100 133L102 134V132H100ZM100 133H99V135H100ZM108 133H109V131H108ZM115 133H114V134H115ZM136 133L138 134V132H136ZM144 133H145V132H144ZM155 133H154V135H155ZM170 133H171V132H170ZM173 133H174V132H173ZM173 133H172V135H173ZM196 133H197V132H196ZM12 134H13V132H12ZM14 134H15V133H14ZM42 134H43V133H42ZM57 134H58V132H57ZM74 134H75V133H74ZM96 134H97V133H96ZM96 134H95V136H96ZM105 134H106V133H105ZM109 134H110V133H109ZM114 134H113V135H114ZM121 134H122V133H121ZM129 134H130V133H129ZM129 134H128V132H127V137L130 138V136H128ZM140 134H139V135H140ZM142 134H143V133H142ZM157 134H158V132H157ZM186 134H187V131H186ZM198 134H199V133H198ZM25 135H27V134L25 133ZM28 135H29V134H28ZM44 135H45V134H44ZM60 135H61V134H60ZM66 135H67V134H66ZM88 135H89V134H88ZM103 135H104V134H103ZM103 135H102V136H103ZM124 135H125V133H124ZM131 135H132V134H131ZM139 135H136V136H139ZM154 135H153V136H154ZM161 135H162V134H161ZM172 135H171V136H172ZM174 135H175V134H174ZM176 135H177V134H176ZM184 135H185V134H184ZM196 135H197V134H196ZM238 135H239V134H238ZM1 136H2V135H1ZM12 136H13V135H12ZM53 136H54V135H53ZM53 136H51V137H53ZM58 136H59V135H58ZM58 136H56V137H57V140H56V141H58V139H62V138H58ZM68 136H69V134H68ZM77 136H78V135H77ZM86 136H87V135H86ZM90 136H91V134H90ZM104 136H105V135H104ZM121 136H122V135H121ZM143 136H145V134H144ZM143 136H142V138H143ZM178 136H179V134H178ZM185 136H186V135H185ZM3 137H4V136H3ZM5 137H6V136H5ZM5 137H4V138H5ZM81 137H82V136H81ZM96 137H97V136H96ZM108 137H110V135H109ZM108 137H106V138L108 139ZM111 137H112V135H111ZM115 137H116V136H115ZM117 137H118V136H117ZM127 137H126V138H127ZM131 137H132V136H131ZM147 137H148V136H147ZM1 138H2V137H1ZM4 138H3V140H4ZM7 138H8V136H7L5 139H7ZM47 138H48V137H47ZM47 138H46V136H45V139H47ZM66 138H68V137H66ZM69 138H70V139H74L73 137H69ZM93 138H94V137H93ZM100 138H101V135H100ZM106 138H105V139H106ZM122 138H124V137H122ZM122 138H119V139H122ZM129 138H128V139H129ZM139 138H141V135H140ZM142 138H141V140H143ZM153 138H155V137H153ZM160 138H161V136H160ZM177 138H178V137H177ZM70 139H69V140H70ZM75 139H76V138H75ZM79 139H80V138H79ZM97 139H98V137H97ZM105 139H104L103 141H105ZM107 139H106V140H107ZM149 139H150V138H149ZM163 139H164V138H163ZM178 139H179V138H178ZM246 139H247V138H246ZM246 139H245V140H246ZM1 140H2V139H1ZM47 140H48V139H47ZM47 140H46V141H47ZM54 140H55V138H54ZM63 140H65V139H63ZM80 140H81V139H80ZM80 140H79V141H80ZM114 140H115V139H114ZM114 140H113V141H114ZM125 140H126V139H125ZM150 140H152V139H150ZM159 140H160V139H159ZM164 140H165V139H164ZM243 140H244V138H243ZM70 141H71V140H70ZM70 141H69V142H70ZM76 141H77V140H76ZM82 141H83V140H82ZM82 141H81V142H82ZM100 141H101V140H100ZM107 141H108V140H107ZM127 141H128V140H127ZM161 141H163V140H161ZM167 141H168V140H167ZM169 141H170V140H169ZM169 141H168V142H169ZM84 142H85V141H84ZM95 142H96V141H95ZM95 142H93V143L95 144ZM125 142H126V141H125ZM125 142H124V143H125ZM129 142H130V141H129ZM153 142H154V141H153ZM168 142H167V143H168ZM174 142L176 143V141H174ZM193 142H194V141H193ZM243 142H246V141H243ZM248 142H249V141H248ZM8 143H9V142H8ZM35 143H37V141H36ZM40 143H42V142H40ZM40 143H39V144H40ZM44 143H45V142H44ZM49 143H50V142H49ZM73 143H74V142H73ZM85 143H86V142H85ZM99 143H100V142H99ZM102 143H103V142H102ZM110 143H112V138H111ZM120 143H121V142H120ZM124 143H123V144H124ZM130 143H131V142H130ZM150 143H151V142H150ZM154 143H155V142H154ZM156 143H158V142H156ZM160 143H161V142H160ZM172 143H173V142H172ZM196 143H197V142H196ZM230 143H231V142H230ZM246 143H247V142H246ZM2 144H3V143H2ZM27 144H28V143H27ZM37 144H38V143H37ZM37 144H36V145H37ZM39 144H38V145H39ZM79 144H80V143H79ZM86 144H87V143H86ZM106 144H107V142H106ZM116 144L118 145L119 143H116ZM163 144H164V143H163ZM178 144H179V143H178ZM34 145H35V144H34ZM77 145H78V144H76L75 147H77ZM90 145H92V143H91ZM102 145H104V143H103ZM108 145H109V144H108ZM113 145H115V144H113ZM117 145H115V146H117ZM121 145H122V144H121ZM132 145H133V143H132ZM143 145H144V144H143ZM148 145H149V144H148ZM151 145H152V144H151ZM151 145H150V146H151ZM157 145H158V144H157ZM164 145H165V144H164ZM176 145H177V143H176ZM231 145H232V144H231ZM7 146H8V144H7ZM28 146H29V145H28ZM28 146H27V147H28ZM32 146H33V145H32ZM39 146H40V145H39ZM44 146H45V145H44ZM49 146H50V145H49ZM49 146H46V147L49 148ZM84 146H85V144H84ZM98 146H99V145H98ZM105 146H106V145H105ZM124 146H126V143H125ZM124 146H123V147H124ZM162 146H163V145H162ZM180 146H181V144H180ZM0 147H2V146L0 145ZM3 147H4V146H3ZM5 147H6V146H5ZM8 147H9V146H8ZM12 147H13V146H12ZM42 147H43V146H42ZM80 147H82V146H80ZM134 147H135V146H132V148H134ZM147 147H149V146H147ZM168 147H169V145H168ZM174 147H175V146H174ZM177 147H178V146H177ZM177 147H176V148H177ZM73 148H74V147H73ZM117 148H118V146H117ZM124 148H125V147H124ZM124 148H123V149H124ZM126 148H127V147H126ZM132 148H131V149H132ZM143 148H144V147H143ZM145 148H146V147H145ZM150 148H152V147H150ZM154 148H155V147H154ZM171 148H172V147H171ZM178 148H179V147H178ZM178 148H177V149H178ZM4 149H5V148H4ZM6 149H9V148H6ZM34 149H36V148H33L32 150H34ZM38 149H39V148H38ZM41 149H42V148H41ZM41 149H39V151H40ZM45 149H46V148H45ZM69 149H70V148H69ZM113 149H114V148H113ZM128 149H130V148H128ZM141 149H142V148H141ZM165 149H166V148H165ZM165 149H164V150H165ZM239 149H240V148H239ZM247 149H249V148H247ZM32 150H31V151H32ZM47 150H48V149H47ZM47 150H46V151H47ZM74 150H76V148H75ZM79 150H80V149H79ZM117 150H118V149H117ZM124 150H125V149H124ZM124 150H123V151H124ZM149 150H150V149H149ZM158 150L160 151V149H158ZM254 150H255V149H254ZM3 151H5V150H3ZM70 151H72V150H70ZM115 151H116V150H115ZM118 151H120V150H118ZM118 151H117V152H118ZM123 151H122V153H123ZM132 151H133V149H132ZM154 151H155V150H154ZM159 151H158V152H159ZM181 151H183V150H181ZM8 152H10V150H9ZM8 152L5 153V154H6L5 156H7ZM40 152H41V151H40ZM42 152H43V151H42ZM44 152H45V151H44ZM44 152H43V154H44ZM50 152H51V151H50ZM77 152H78V151H77ZM111 152H112V151H111ZM146 152H147V151H146ZM148 152H150V151H148ZM148 152H147V153H148ZM151 152H152V151H151ZM151 152H150V153H151ZM178 152H179V151H178ZM184 152H185V151H184ZM190 152H191V151H190ZM223 152H224V151H223ZM225 152H226L225 154H227L228 151H225ZM31 153H32V152H31ZM48 153H49V152H48ZM70 153H71V152H70ZM75 153H76V152H75ZM78 153H80V152H78ZM115 153H116V152H115ZM122 153H121V154H122ZM124 153H125V152H124ZM127 153H128V152H127ZM138 153H139V152H138ZM163 153H164V152H163ZM229 153H230V152H229ZM255 153H256V151H255ZM39 154H41V153H39ZM103 154H104V153H103ZM118 154H120V153H117V154H115V155L117 156ZM128 154H129V153H128ZM134 154L137 155V152L134 153ZM159 154H160V152H159ZM166 154H167V153H166ZM225 154H223V155H225ZM10 155H11V152H10ZM37 155H38V154H37ZM48 155H50V154H48ZM71 155H72V154H71ZM74 155H76V154H74ZM77 155H79V154H77ZM105 155H106V154H105ZM132 155H133V154H132ZM132 155H128V156H132ZM148 155H149V154H148ZM152 155H153V154H152ZM152 155H151V156H152ZM182 155H185V156H186V154H184V153H183ZM194 155H195V154H194ZM44 156H46V155L44 154ZM44 156H43V157H44ZM120 156H121V155H120ZM133 156H135V155H133ZM151 156H150V157H151ZM161 156H162V155H161ZM176 156H177V155H176ZM226 156H227V155H226ZM230 156H231V155H230ZM232 156H233V155H232ZM0 157H1V156H0ZM2 157H3V156H2ZM117 157H118V156H117ZM117 157H116V158H117ZM125 157H126V155H125ZM137 157H138V156H137ZM164 157H165V156H164ZM166 157H168V156H166ZM166 157H165V158H166ZM196 157H197V156H196ZM198 157H199V155H198ZM198 157H197V158H198ZM7 158H8V157H7ZM7 158H6V159H7ZM12 158H13V157H12ZM12 158H9V159H12ZM34 158H35V157H34ZM39 158H40V157H39ZM47 158H49V157H47ZM75 158H76V157H75ZM75 158H72V160H75ZM79 158H80V157H79ZM82 158H83V156L80 158V160H81ZM96 158H97V157H96ZM128 158H129V157H128ZM158 158H159V157H157V159H156V158H155V159L158 160ZM168 158H169V157H168ZM178 158H179V157H178ZM225 158H226V157H225ZM227 158H228V157H227ZM234 158H235V157H234ZM3 159H4V158H3ZM15 159H16V157L14 158V160H15ZM49 159H50V158H49ZM97 159H98V158H97ZM110 159H111V158H110ZM122 159H124V158H122ZM134 159H135V158H134ZM136 159H137V158H136ZM139 159H141V157H140ZM139 159L136 160V162L139 161ZM148 159L150 160V158H148ZM151 159H152V158H151ZM175 159H177V158L175 157ZM179 159H180V158H179ZM0 160H1V159H0ZM4 160H5V159H4ZM39 160H40V159H39ZM42 160H43V158H42ZM86 160H87V158H86ZM113 160H114V159H113ZM126 160H127V159H126ZM131 160H132V159H131ZM146 160H147V159H146ZM153 160H154V159H153ZM153 160H150V161H153ZM166 160H167V159H166ZM184 160H185V159H184ZM186 160H187V159H186ZM189 160H190V159H189ZM230 160H231V159H230ZM2 161H3V160H2ZM2 161H0V162H2ZM5 161H6V160H5ZM45 161H46V160H44V163H45ZM75 161H76V160H75ZM82 161H84V160H82ZM117 161H120V159H119V160L116 159V162H117ZM124 161H125V160H124ZM124 161L121 162V163H124ZM128 161H129V159H128ZM144 161H145V160H144ZM158 161H159V160H158ZM7 162H8V161H7ZM14 162H15V161H14ZM36 162L38 163V160H36ZM78 162H79V161H78ZM80 162H81V161H80ZM86 162H87V161H86ZM88 162H89V161H88ZM88 162H87V163H88ZM95 162H96V161H95ZM130 162H131V161H130ZM136 162H135V163L132 162V163H133V164H136ZM142 162H143V161H142ZM142 162H141V163H142ZM147 162H148V161H147ZM154 162H155V161H154ZM212 162H213V161H212ZM228 162H229V161H228ZM228 162H227V163H224V164H229ZM230 162H231V161H230ZM234 162H236V161H234ZM17 163H18V162H17ZM17 163H16L15 165H17ZM33 163H34V162H33ZM72 163H73V161H72ZM98 163H99V160H98ZM104 163H105V162H104ZM111 163H112V162H111ZM126 163H129V162H126ZM150 163H151V162H150ZM158 163H159V162H158ZM184 163H185V162H184ZM237 163H238V162H237ZM2 164H3V163H2ZM8 164H9V163H8ZM8 164H7V166H8ZM35 164H36V163H35ZM35 164H33V165H35ZM39 164H40V163H39ZM85 164H86V163H84V166H85ZM95 164H96V163H95ZM116 164H117V163H115V165H116ZM129 164H130V163H129ZM129 164H127V165H129ZM138 164L141 165L139 162L137 163V165H138ZM142 164H143V163H142ZM153 164H154V163H153ZM153 164H152V165H153ZM155 164H157V163H155ZM167 164H168V163H167ZM196 164H197V163H196ZM200 164H201V163H200ZM212 164H213V163H212ZM220 164H221V163H220ZM220 164H219V165H220ZM5 165H6V163H5ZM52 165H53V164H52ZM77 165H78V164H77ZM81 165H82V164H81ZM86 165H87V164H86ZM89 165H90V164H89ZM112 165H113V164H112ZM112 165H111V166H112ZM115 165H113V167H115ZM118 165H119V164H118ZM118 165H117V167H118ZM130 165H131V164H130ZM147 165H148V164H147ZM168 165H170V163H169ZM171 165H172V164H171ZM214 165H215V164H214ZM216 165H217V164H216ZM219 165H218V166H219ZM230 165H232V163H231ZM1 166H4V165H1ZM46 166H48V163H47V165L45 164L44 167H46ZM70 166H71V165H70ZM93 166H94V165H93ZM97 166H98V165H97ZM99 166H100V165H99ZM99 166H98V167H99ZM101 166H102V165H101ZM111 166H110V167H111ZM119 166H121V165H119ZM124 166H125V164H124ZM132 166H133V165H132ZM142 166H143V165H142ZM156 166H157V165H156ZM201 166H202V164H201ZM201 166H200V167H201ZM211 166H212V165H211ZM15 167H16V166H15ZM73 167H74V166H73ZM139 167H141V166H139ZM144 167H145V166H144ZM144 167H141L140 170H141L142 168H144ZM154 167H155V166H154ZM154 167H151V168H154ZM169 167H170V166H169ZM205 167H207V166H205ZM215 167H216V166H215ZM230 167H231V166H230ZM232 167H233V166H232ZM7 168H8V167H7ZM9 168H10V167H9ZM33 168H35V167H33ZM41 168H42V167H41ZM48 168H49V166H48ZM51 168H53V167H51ZM75 168H77V167H75ZM75 168H73V169H75ZM87 168H88V167H87ZM92 168H93V167H92ZM102 168H104V167H102ZM108 168H109V167H108ZM120 168H121V167H120ZM120 168H119V169H120ZM123 168L125 169V167H123ZM126 168H127V166H126ZM129 168H130V167H129ZM148 168H149V167H148ZM148 168H147V169H148ZM211 168H214V167H211ZM236 168H238V167H236ZM10 169H11V168H10ZM12 169L15 170L16 168L13 167ZM43 169H46V168H43ZM78 169H79V168H78ZM89 169H90V168H89ZM121 169H122V168H121ZM138 169H139V168H138ZM149 169H150V168H149ZM168 169H169V168H168ZM184 169H185V168H184ZM201 169H202V167H201ZM204 169H205V168H204ZM222 169H223V168H222ZM224 169H226V167H225ZM234 169H235V167H234ZM5 170H6V169H5ZM14 170H13V171H14ZM16 170H17V169H16ZM33 170H34V169H33ZM35 170H36V168H35ZM46 170H47V169H46ZM70 170H71V169H70ZM85 170H86V169H85ZM90 170H91V169H90ZM106 170H107V169H106ZM131 170H132V169H131ZM135 170H136V169H135ZM135 170H133V171L135 172ZM172 170H173V169H172ZM213 170H214V169H213ZM215 170H216V168H215ZM219 170H221V167L219 168ZM226 170H228V169H226ZM246 170H247V169H246ZM7 171H8V169H7ZM18 171H19V170H18ZM18 171H17V172H18ZM48 171H49V170H48ZM52 171H53V170H51V172H52ZM71 171H72V170H71ZM78 171L80 172V170H77V171H75V172H78ZM99 171H100V170H99ZM112 171H113V170H112ZM112 171H110V172H112ZM115 171H116V170H115ZM117 171H118V170H117ZM133 171H132V172H133ZM142 171L145 172L144 169H143ZM142 171H139V172H142ZM148 171H151V170H148ZM157 171H158V170H157ZM170 171H171V170H170ZM173 171H174V170H173ZM203 171H204V170H203ZM221 171H222V170H221ZM224 171H225V170H224ZM233 171H234V170H233ZM40 172H41V171H40ZM44 172H46V171H44ZM44 172H43V173H44ZM73 172H74V170H73ZM73 172H72V173H73ZM81 172H84V171H81ZM88 172L90 173L89 170H88ZM100 172H101V171H100ZM107 172H108V171H107ZM107 172H106V173H107ZM118 172L120 173L121 171L119 170ZM122 172H123V170H122ZM129 172H130V171H129ZM213 172H214V171H213ZM226 172H227V171H226ZM242 172H243V171H242ZM249 172H250V171H249ZM14 173H15V172H14ZM47 173H48V172H47ZM72 173H71V174H72ZM112 173H113V172H112ZM115 173H116V172H115ZM115 173H114V174H115ZM146 173H147V172H146ZM149 173H150V172H149ZM172 173H173V172H172ZM218 173H219V172H218ZM220 173H221V172H220ZM223 173H224V172H223ZM4 174H5V173H4ZM12 174H13V173H12ZM12 174H11V175H12ZM16 174H18V173H16ZM40 174H41V173H40ZM49 174H50V173H49ZM76 174H77V173H76ZM81 174H82V173H81ZM117 174H118V173H116V176H117ZM122 174H123V173H122ZM143 174H145V173H143ZM143 174H142V175H143ZM156 174H157V173H156ZM158 174H159V173H158ZM158 174H157V175H158ZM2 175H3V174H2ZM5 175H6V174H5ZM8 175H9V174H8ZM11 175H10V177L13 176V175H12V176H11ZM51 175H52V174H51ZM51 175H50V176H51ZM82 175H83V174H82ZM89 175H91V173H90ZM89 175H88V176H89ZM131 175H132V174H131ZM135 175H136V174H135ZM145 175H146V174H145ZM145 175H144V176H145ZM148 175H149V174H148ZM151 175H152V174H151ZM151 175H149V176H151ZM202 175H203V174H202ZM202 175H201V176H202ZM207 175L210 176L209 174H207ZM256 175H257V174H256ZM16 176H17V175H16ZM16 176H15V177H16ZM18 176H19V175H18ZM18 176H17V177H18ZM20 176H21V175H20ZM75 176H77V175H75ZM116 176H114V177L117 178ZM129 176H130V175H129ZM129 176H128V178H129ZM204 176H206V175H204ZM214 176H215V175H214ZM241 176H242V175H241ZM251 176H252V174H251ZM0 177L3 178V176H1V175H0ZM44 177H45V175H44ZM51 177H52V176H51ZM51 177H49V178H51ZM72 177H74V174L72 175ZM72 177H71V178H72ZM80 177H82V176H80ZM84 177H86V175H85ZM106 177H107V176H106ZM108 177H109V176H108ZM110 177H111V176H110ZM112 177H113V176H112ZM130 177H131V176H130ZM146 177H147V175H146ZM155 177H156V176H155ZM155 177H152V176H151V178H152V182H153V179H155ZM202 177H203V176H202ZM2 178H1V179H2ZM5 178H6V176H5ZM18 178H20V177H18ZM52 178H53V177H52ZM52 178H51V179H52ZM71 178H70V179H71ZM89 178H90V177H88V179H89ZM94 178H95V177H94ZM94 178H93V179H94ZM158 178H159V176H158ZM8 179H9V178H8ZM22 179H23V178H22ZM22 179H21V181H22ZM44 179H46V178H44ZM68 179H69V177L67 178V180H68ZM73 179H74V178H73ZM73 179H72V180H73ZM77 179H78V178H77ZM88 179H87V180H88ZM102 179H103V178H102ZM110 179H112V178H110ZM125 179H126V178H125ZM148 179H149V177H148ZM173 179H174V178H173ZM203 179L206 180V178H203ZM252 179H253V176H252ZM10 180H11V179H10ZM18 180H19V179H18ZM104 180H105V179H104ZM113 180H114V179H113ZM117 180H118V179H117ZM117 180H116V181H117ZM127 180H128V179H127ZM129 180H130V178H129ZM129 180H128V182H129ZM162 180H163V179H162ZM199 180H200V179H199ZM205 180H204V181H205ZM209 180H210V179H209ZM215 180H216V179H215ZM250 180H251V179H250ZM250 180H249V182H250ZM2 181H3V179H2ZM21 181H20V182H21ZM73 181H74V180H73ZM76 181H77V180H76ZM76 181H75V182H76ZM91 181H92V179H91ZM101 181H102V180H101ZM108 181H109V180H108ZM118 181H120V179H119ZM154 181H155V180H154ZM157 181H158V180H157ZM160 181H161V179H160ZM166 181H167V180H166ZM166 181H165V182H166ZM207 181H208V180H207ZM211 181H212V180H211ZM253 181H254V180H253ZM7 182H8V181H7ZM12 182H14V181L12 180ZM15 182H17V181H15ZM22 182H23V181H22ZM24 182H25V181H24ZM46 182H47V181H46ZM48 182L51 183L52 181H51V182L48 181ZM68 182H69V181H68ZM70 182H71V180H70ZM75 182H73V183H75ZM78 182H79V180H78ZM92 182H93V181H92ZM114 182H115V181H114ZM121 182H122V181H121ZM150 182H151V181H150ZM152 182H151V183H152ZM173 182H175V181L173 180ZM196 182H197V180H196ZM257 182H258V180H257ZM3 183H4V182H3ZM40 183H41V182H40ZM53 183H54V182H53ZM79 183H80V182H79ZM89 183H90V181H89ZM93 183H94V182H93ZM105 183H106V182H105ZM110 183H111V182H110ZM112 183H113V182H112ZM117 183H118V182H117ZM123 183H124V182H123ZM151 183H150V184H151ZM153 183H154V182H153ZM160 183H162V182H160ZM206 183H207V182H206ZM208 183H209V181H208ZM208 183H207V184H208ZM210 183H212V182H210ZM0 184H1V183H0ZM5 184H6V182H5ZM42 184H43V183H42ZM47 184H48V183H47ZM51 184H52V183H51ZM68 184H69V183H68ZM80 184H81V183H80ZM118 184H119V183H118ZM120 184H121V183H120ZM125 184H126V183H125ZM127 184H128V183H127ZM154 184H155V183H154ZM154 184H153V185H154ZM158 184H159V183H158ZM198 184H199V183H198ZM251 184H256V182H255V183H251ZM257 184H258V183H257ZM257 184H256V185H257ZM259 184H260V183H259ZM2 185H3V184H2ZM21 185H22V184H21ZM40 185H41V184H40ZM75 185H76V183H75ZM86 185H87V184H86ZM98 185H99V184H98ZM98 185H97V187H98ZM106 185H107V184H106ZM159 185H161V184H159ZM162 185H163V184H162ZM203 185H204V184H203ZM210 185H211V184H210ZM242 185H243V184H242ZM242 185H241V186H242ZM4 186H5V185H4ZM7 186H8V185H7ZM9 186H10V188L12 187L11 185H9ZM27 186H28V185H27ZM44 186H45V188H47V185H44ZM51 186H52V185H51ZM55 186H56V185H55ZM71 186H72V184H71ZM77 186L79 187V185H77ZM117 186H118V185H117ZM117 186H115V188H116ZM120 186H121V185H120ZM125 186H126V185H125ZM166 186H167V185H166ZM211 186H212V185H211ZM57 187H58V186H57ZM57 187H56V188H57ZM73 187H74V184H73ZM75 187H76V186H75ZM75 187H74V189H75ZM86 187H87V186H86ZM89 187H90V186H89ZM107 187H108V186H107ZM110 187H111V186H110ZM123 187H124V186H123ZM134 187H135V186H134ZM136 187H137V186H136ZM136 187H135V188H136ZM208 187H209V186H208ZM225 187H226V186H225ZM255 187H256V186H255ZM8 188H9V187H8ZM15 188H16V187H15ZM17 188H18V187H17ZM26 188H27V187H26ZM70 188H71V187H70ZM87 188H88V187H87ZM93 188H94V187H93ZM93 188H89V189H91V191H92ZM112 188L115 189L113 186H112ZM112 188H111V189H112ZM130 188H131V187H130ZM132 188H133V187H132ZM135 188H134V189H135ZM156 188H157V187H156ZM162 188H164V187H162ZM162 188H161V190H160V193H161V191H162ZM204 188H205V187H204ZM212 188L214 189L213 186H212ZM220 188H221V187H220ZM257 188H259V187L257 186ZM261 188H262V187H261ZM3 189H4V188H3ZM23 189H25V187H24ZM50 189H51V188H50ZM50 189H49V190H50ZM52 189H54V187H53ZM58 189H59V188H58ZM72 189H73V188H72ZM89 189H88V190H89ZM94 189H96V188H94ZM138 189H139V188H138ZM138 189H136V190H138ZM144 189H145V187H144ZM152 189H153V188H152ZM159 189H160V188H159ZM164 189H165V188H164ZM169 189H170V188H169ZM221 189H222V188H221ZM5 190H7V189H5ZM8 190H9V189H8ZM43 190H44V189H43ZM47 190H48V189H47ZM54 190H56V189H54ZM77 190H78V189H77ZM80 190H81V188H80ZM84 190H85V189H84ZM99 190H101V189H99ZM115 190L118 192L119 189H118V190L115 189ZM131 190H133V189H131ZM141 190H142V189H141ZM146 190H148V188H147ZM154 190H155V192L157 191L156 189H153V191H154ZM24 191H26V190H24ZM68 191H69V190H68ZM71 191H72V190H71ZM82 191H83V190H82ZM82 191H80V192H82ZM86 191H87V189H86ZM95 191H96V190H95ZM119 191H120V190H119ZM121 191H122V189H121ZM126 191H127V190H126ZM129 191H130V190H128L127 192H129ZM133 191H135V190H133ZM138 191H140V190H138ZM158 191H159V190H158ZM209 191H210V190H209ZM209 191H208V192H209ZM213 191H214V190H213ZM228 191H229V190H228ZM0 192H1V191H0ZM6 192H7V191H6ZM6 192H5V193H6ZM8 192H9V191H8ZM28 192H29V191H28ZM53 192H54V191H52L51 193H53ZM55 192H56L55 194H57V193H58V190L55 191ZM89 192H90V191H89ZM98 192H99V191L97 190V192H94L93 194L90 193V195H92V197H94V194H96V193H98ZM100 192H101V191H100ZM100 192H99V193H100ZM104 192H105V191H104ZM110 192H111V191H110ZM122 192H123V191H122ZM143 192L145 193V190H143ZM143 192H142V193H143ZM155 192H154V194H155ZM162 192L165 193L166 191H162ZM74 193H77V192H74ZM84 193H85V192H84ZM87 193H88V192H87ZM101 193H102V192H101ZM108 193H109V192H108ZM112 193H113V192H112ZM112 193H111V194H112ZM120 193H121V192H120ZM120 193H119V194H120ZM124 193H125V192H124ZM135 193H136V192H135ZM144 193H143V194H144ZM210 193H213L212 190H211V192H209V194H210ZM215 193H216V192H215ZM2 194H3V193H2ZM55 194H54V195H55ZM62 194H63V193H62ZM114 194H115V193H114ZM139 194H140V193H139ZM151 194H152V193H151ZM209 194H208V195H209ZM216 194H217V193H216ZM7 195H8V194H7ZM9 195H10V193H9ZM41 195H42V194H41ZM69 195H70V193H69ZM77 195H78V194H77ZM85 195H87V194H85ZM96 195H98V194H96ZM96 195H95V196H96ZM105 195H106V193H105L104 195H102V196H103V199H104ZM107 195H108V194H107ZM107 195H106V196H107ZM116 195H117V194H116ZM116 195H115V196H116ZM122 195H123V194H122ZM128 195H129V194H128ZM128 195H127V196H128ZM130 195H131V193H130ZM132 195H133L134 197L137 196V194H136V195L132 194ZM141 195H142V194H140V196H141ZM145 195H146V194H145ZM157 195H158V192H157ZM160 195H161V194H160ZM210 195H211V194H210ZM213 195H214V193H213ZM227 195H228V194H227ZM261 195H262V194H261ZM12 196H13V195H12ZM35 196H36V195H35ZM57 196H58V194H57ZM66 196H67V195H66ZM72 196H73V195H72ZM72 196H70V197H72ZM99 196H101V195L99 194ZM108 196H109V195H108ZM119 196H121V195H119ZM125 196H126V195H125ZM127 196H126L125 198H127ZM140 196H139V198H140ZM148 196H149V195H148ZM152 196H153V195H152ZM161 196H162V195H161ZM165 196H167V195H165ZM3 197H4V196H3ZM3 197H2V198H3ZM30 197H31V196H30ZM43 197H45V196H43ZM47 197H48V196H47ZM49 197H52V196H49ZM53 197L55 198V196H53ZM73 197H74V196H73ZM73 197H72V200H73ZM89 197H90V196H89ZM113 197H114V196H113ZM150 197H151V196H150ZM155 197H156V195H155ZM158 197H160V196H158ZM213 197H215V196H213ZM216 197H217V196H216ZM218 197H220V196H218ZM28 198H29V197H28ZM32 198H34V197L32 196ZM61 198H62V197H61ZM76 198H78V197H75V199H76ZM85 198H86V197H85ZM97 198H98V197H97ZM110 198H112V196H111ZM123 198H124V197H123ZM129 198H130V197H129ZM132 198H133V197H131V199H132ZM166 198H167V197H166ZM166 198H165V199H166ZM206 198H207V197H206ZM206 198H205V199H206ZM208 198H209V197H208ZM225 198H226V197H225ZM228 198H229V197H228ZM261 198H262V197H261ZM0 199H1V197H0ZM41 199H42V198H41ZM48 199H49V198H48ZM51 199H52V198H51ZM58 199H59V197H58ZM78 199H79V198H78ZM78 199H77V200H78ZM87 199H88V198H87ZM95 199H96V198H95ZM103 199H102V200H103ZM105 199H107V198H105ZM112 199H113V198H112ZM112 199H111V201H112ZM156 199H157V198H155V200H156ZM158 199H159V198H158ZM163 199H164V195H163ZM211 199H212V197L209 198V201H210ZM220 199H222V198H220ZM256 199H257V198H256ZM258 199H260V198H258ZM1 200H2V199H1ZM7 200H8V199H7ZM62 200H63V199H62ZM72 200H70V201H72ZM81 200H82V199H81ZM91 200H92V199H91ZM102 200H101V201H102ZM113 200H114V199H113ZM116 200H117V199H116ZM125 200H126V199H125ZM127 200H128V199H127ZM137 200H138V199H137ZM155 200H154V202H155ZM207 200H208V199H207ZM218 200H219V198H218ZM229 200H230V199H229ZM5 201H6V199H5ZM11 201H12V200H11ZM11 201H10V202H11ZM40 201H41V200H40ZM43 201H44V200H43ZM51 201H52V200H51ZM54 201H55V200H54ZM58 201H59V200H58ZM64 201H65V199L63 200V202H64ZM70 201L68 200L67 204H68V203H71ZM73 201H74V200H73ZM78 201H79V200H78ZM87 201H89V200H87ZM107 201H108V200H107ZM111 201L109 200L110 203H111ZM118 201H120V200H118ZM122 201H123V200H122ZM130 201H131V200H130ZM169 201H170V200H169ZM169 201H168V202H169ZM214 201H215V200H214ZM216 201H217V200H216ZM220 201H221V200H220ZM223 201H224V200H223ZM2 202H3V200H2ZM12 202H16V200H15V201H12ZM31 202H32V201H31ZM34 202H35V201H34ZM41 202H42V201H41ZM56 202H57V199H56ZM65 202H66V201H65ZM84 202H85V201H84ZM84 202H83V203H84ZM105 202H106V201H105ZM114 202H115V201H114ZM116 202H117V201H116ZM126 202H127V201H126ZM128 202H129V201H128ZM133 202H134V201H133ZM133 202H132V203H133ZM137 202H138V201H137ZM137 202H136V203H137ZM143 202H144V201H143ZM163 202H164V201H163ZM165 202H167V201L165 200ZM258 202H259V201H258ZM4 203H5V202H4ZM26 203H27V202H26ZM43 203H44V202H43ZM46 203H47V202H46ZM49 203H50V201H49ZM57 203H58V202H57ZM76 203H77V201H76ZM80 203H82V202H80ZM85 203H87V202H85ZM103 203H104V202H103ZM110 203H109V204H110ZM117 203H118V202H117ZM119 203H120V202H119ZM119 203H118V205H119ZM122 203H123V202H122ZM122 203H121V204H122ZM140 203H141V200H140ZM159 203H160V202H159ZM215 203H216V202H215ZM261 203H262V202H261ZM11 204H12V203H11ZM32 204H33V203H32ZM35 204H37V202H35ZM38 204H39V202H38ZM53 204H54V203H53ZM62 204H63V203H62ZM67 204H66V205H67ZM90 204H91V203H90ZM121 204H120V206H121ZM144 204H145V203H144ZM144 204H142V205H144ZM154 204H156V203H154ZM161 204H163V203H161ZM167 204H168V203H167ZM230 204H231V203H230ZM5 205H6V204H5ZM12 205H13V204H12ZM15 205H16V203H15ZM77 205H78V204H77ZM94 205H95V203H94ZM97 205H98V204H97ZM124 205H125V204H124ZM124 205H123V206H124ZM140 205H141V204H140ZM159 205H160V204H159ZM228 205H229V204H228ZM27 206H28V205H27ZM35 206H36V205H35ZM37 206H38V205H37ZM39 206H40V205H39ZM44 206H45V205H44ZM50 206H51V205H50ZM53 206H54V205H53ZM53 206H52V207H53ZM62 206H63V205H62ZM62 206H61V207H62ZM67 206H70V205H67ZM74 206H76V205H74ZM80 206H81V205H80ZM83 206L85 207L84 204H83ZM83 206H82V207H83ZM90 206H91V205H90ZM114 206H115V205H113V207H114ZM136 206H137V205H136ZM136 206H135V207H136ZM138 206H139V205H138ZM163 206H164V204H163ZM168 206H169V205H168ZM1 207H2V205H1ZM4 207H5V206H4ZM6 207H7V205H6ZM15 207H16V206H14V208H15ZM30 207H31V206H30ZM30 207H29V208H30ZM48 207H49V204H48ZM72 207H73V206H72ZM82 207H79V206H78L77 208L80 209V208H82ZM99 207L103 208L101 205L98 206V208H99ZM144 207H145V205L143 206V208H144ZM146 207H148V206H146ZM146 207H145V208H146ZM152 207H153V206H152ZM161 207H162V206H161ZM161 207H160V208H161ZM9 208H12V207L9 206ZM25 208H26V206H25ZM29 208H28V209H29ZM41 208H42V207H41ZM50 208H51V207H49V209H50ZM56 208H58V207H56ZM75 208H76V207H75ZM89 208H90V207H89ZM91 208H93V206H91ZM109 208H110V207H109ZM111 208H112V207H111ZM121 208H123V207L121 206ZM124 208H125V207H124ZM141 208H142V207H141ZM162 208H163V207H162ZM167 208H168V207H167ZM221 208H222V207H221ZM6 209H8V207H7ZM33 209H35V211H36L37 207H36V208H33ZM46 209H47V208H45V210H46ZM52 209H55V207L52 208ZM59 209H60V208H59ZM64 209H66V208L64 207ZM69 209H70V208H69ZM73 209H74V207H73ZM95 209H96V207H95ZM105 209H106V208H104V209H102V210H105ZM116 209H117V208H116ZM116 209H115V210H116ZM119 209H120V207H119ZM137 209H138V208H137ZM149 209H150V208H149ZM168 209H169V208H168ZM168 209H167V210H168ZM3 210H4V208H3ZM3 210H2V212H3ZM9 210H10V209H8V212H9ZM26 210H27V209H26ZM29 210H31V209H29ZM29 210H28V211H29ZM39 210H40V209H39ZM47 210H48V209H47ZM47 210H46V211H47ZM50 210H51V209H50ZM50 210H49V211H50ZM55 210H56V209H55ZM62 210H63V209H61V211H62ZM83 210H84V209H83ZM86 210H87V209H86ZM89 210H90V209H89ZM89 210H88V211H89ZM113 210H114V208H113ZM113 210L111 209L110 211L113 212ZM121 210H123V209H120L119 212H121ZM140 210H141V209H140ZM151 210H152V208H151ZM151 210H150V211H151ZM154 210H155V209H154ZM164 210H165V209H164ZM170 210H172V209H170ZM221 210H222V209H221ZM221 210H220V211H221ZM0 211H1V209H0ZM5 211H6V210H4V212H5ZM65 211H67V210H65ZM72 211H73V210H72ZM74 211H75V209H74ZM77 211H78V209H77ZM96 211H97V210H96ZM125 211H126V210H125ZM146 211H147V208H146ZM152 211H153V210H152ZM232 211H233V210H232ZM24 212H25V211H24ZM31 212H32V210H31ZM37 212H38V211H37ZM52 212H53V211H52ZM63 212H64V210H63ZM93 212H95V211H93ZM103 212H104V211H103ZM103 212H102V213H103ZM155 212H157V211L155 210L154 213H155ZM163 212H165V211H163ZM163 212H161V213H163ZM170 212H171V211H169V213H170ZM172 212H173V211H172ZM236 212H237V211H236ZM29 213H30V212H29ZM39 213L42 214L43 212L41 213V212L39 211ZM49 213H50V212H49ZM53 213H54L53 215L56 214L55 211H54ZM68 213H72L71 210H70V212H68ZM83 213H84V212H83ZM87 213H88V212H87ZM96 213H99V212L97 211ZM100 213H101V212H100ZM105 213L107 214V212H105ZM113 213H114V212H113ZM146 213H147V212H146ZM152 213H153V212H152ZM161 213H158V214L161 215ZM167 213H168V212H167ZM174 213H176V212H174ZM219 213H221V212H219ZM222 213H224V212H222ZM222 213H221V214H222ZM25 214L28 215V212H27V213L25 212ZM25 214H24V215H25ZM33 214H34V213H32V215H33ZM72 214H75V212L72 213ZM72 214H71V216H72ZM92 214H93V213H92ZM92 214H91V215H92ZM103 214H104V213H103ZM109 214H110V212H109ZM109 214H108V215H109ZM120 214H121V213H120ZM144 214H145V212H144ZM165 214H166V212H165ZM172 214H173V213H172ZM180 214H181V213H180ZM236 214H237V213H236ZM3 215H5V214H3ZM30 215H31V214H30ZM30 215H29V216H30ZM35 215H36V214H35ZM47 215H48V214H47ZM50 215H51V218H52L53 215H52V214H50ZM66 215H67V214H66ZM78 215H82V214H80V212H79ZM95 215H96V214L94 213V218H95ZM108 215H107V216H108ZM110 215H112V213H111ZM166 215H167V214H166ZM187 215H188V214H187ZM187 215H185L186 218H187ZM238 215H240V214H238ZM8 216H9V215H8ZM8 216H7V218H8ZM57 216H58V215H57ZM60 216H61V214H60ZM63 216L65 217V214H64ZM85 216H86V215H85ZM97 216H98V215H97ZM115 216H116V215H115ZM163 216H165V215H163ZM163 216H162V217H163ZM168 216H170V214H169ZM171 216H172V215H171ZM173 216H174V215H173ZM175 216H176V215H175ZM175 216H174V218H175ZM177 216H178V215H177ZM177 216H176V217H177ZM185 216H184V219H183V220L186 219ZM222 216H223V215H222ZM25 217H28V216H25ZM34 217H35V216H34ZM53 217H55V216H53ZM68 217H69V215H68ZM68 217H67V218H68ZM91 217H93V216H91ZM112 217H114V216H112ZM112 217H111V218H112ZM123 217H124V216H123ZM1 218H2V216H1ZM7 218L5 217V218H4L5 220H3V221H8L9 218H8V219H7ZM28 218H29V217H28ZM40 218H41V217H40ZM44 218H45V217H44ZM55 218H56V217H55ZM55 218H53V219H55ZM59 218H60V217H59ZM59 218H58V219H59ZM77 218H78V217H77ZM83 218H85V217H83ZM86 218H87V217H86ZM94 218H93L92 220H94ZM106 218H107V217H106ZM121 218H122V217H121ZM152 218H153V217H152ZM166 218H167V217H166ZM172 218H173V217H172ZM225 218H226V217H225ZM30 219H32V218H30ZM33 219H34V218H33ZM38 219H39V218H38ZM62 219H63V218H62ZM62 219H61V220H62ZM69 219H71V218H69ZM89 219H90V217H89ZM95 219H96V218H95ZM164 219H165V218H164ZM189 219H190V218H189ZM263 219H264V218H263ZM10 220H11V219H10ZM40 220H41V219H40ZM56 220H57V219H56ZM65 220H66V218H65ZM71 220H73V219H71ZM74 220H75V219H74ZM78 220H79V219H78ZM82 220H83V219H82ZM101 220H102V219H101ZM108 220L110 221V217H109V219L107 218V221H105V222H108ZM120 220H121V219H119L118 221H120ZM122 220H123V218H122ZM157 220H158V218H157ZM170 220H172V219L170 218ZM180 220H181V219H180ZM180 220H179V221H180ZM45 221L47 222V220H45ZM59 221H60V219H59ZM83 221H85V220H83ZM83 221H82V222H83ZM87 221H88V219L86 220V222H87ZM113 221H114V220H113ZM124 221H126V220L124 219ZM188 221H189V220H188ZM188 221L186 222L187 225H188ZM8 222H9V221H8ZM8 222H7V223H8ZM38 222H39V221H38ZM48 222H49V221H48ZM48 222H47V223H48ZM53 222H54V221H53ZM57 222H58V220H57ZM62 222H64L65 225H66V222H65V221H62ZM68 222H70V221H68ZM73 222H75V221H73ZM73 222H72V223H73ZM76 222H77V220H76ZM114 222H115V221H114ZM116 222H117V221H116ZM4 223H5V222H4ZM36 223H37V220L35 221L34 224H36ZM42 223H43V222H42ZM42 223H41V224H42ZM51 223H52V222H51ZM58 223H59V222H58ZM100 223H101V222H100ZM124 223H126V222H124ZM130 223H131V222H130ZM183 223H184V225H185V222H183ZM8 224H9V223H8ZM34 224H33V226H34ZM44 224H45V223H44ZM68 224H69V223H68ZM73 224H74V223H73ZM76 224L79 225V223H76ZM76 224H75V225H76ZM88 224H89V223H88ZM93 224H95V223H93ZM104 224H105V223H104ZM114 224H115V223H114ZM116 224H117V223H116ZM30 225H31V224H30ZM38 225H39V223H38ZM47 225H48V224H47ZM47 225H46V226H47ZM69 225H70V224H69ZM75 225H74V226H75ZM84 225H85V224H84ZM84 225H82V226H84ZM124 225H126V224H124ZM127 225H128V224H127ZM133 225H135V224L133 223ZM86 226H87V225H86ZM88 226H89V225H88ZM93 226H95V225H93ZM137 226H138V225H137ZM174 226H176V224H174ZM177 226H178V225H177ZM179 226H180V225H179ZM227 226H228V225H227ZM230 226H231V225H230ZM238 226H239V225H238ZM238 226H237V228H238ZM40 227H41V226H40ZM66 227L70 228L71 226H70V227H69V226H66ZM76 227H77V226H76ZM79 227H80V226H79ZM84 227H85V226H84ZM122 227H123V226H122ZM122 227H121V228H122ZM125 227H126V226H125ZM125 227H124V228H125ZM133 227H134V226H133ZM133 227H131V228H133ZM161 227H162V226H161ZM34 228H35V226L33 227V229H34ZM36 228H37V226H36ZM45 228H46V227H45ZM45 228H43V229L45 230ZM47 228H48V227H47ZM81 228L83 229V227H81ZM91 228H92V227H91ZM94 228H95V227H94ZM98 228H99V227H98ZM103 228H104V227H103ZM105 228H106V227H105ZM127 228H128V227H127ZM142 228H143V227H142ZM239 228H240V227H239ZM37 229H38V228H37ZM41 229H42V228H41ZM48 229H49V228H48ZM73 229H76V228L73 227ZM78 229H80V228H78ZM122 229H123V228H122ZM122 229H118V230H122ZM128 229H130V228H128ZM135 229H136V228H135ZM135 229H134V230H135ZM176 229H177V228H176ZM176 229H175V230H176ZM183 229H184V228H183ZM34 230H35V229H34ZM46 230H47V229H46ZM58 230H59V229H58ZM61 230H62V229H61ZM61 230H60V231H61ZM67 230H69V229H67ZM93 230H94V229H93ZM103 230H104V229H103ZM123 230H124V229H123ZM123 230H122V231H123ZM140 230H141V228H140ZM144 230H145V229H144ZM177 230H179V229H177ZM177 230H176V231H177ZM232 230H234V229L232 228ZM6 231H7V230H6ZM6 231H5V234H6ZM37 231H39V230H37ZM41 231H42V230H41ZM73 231H74V230H73ZM79 231H81V230H79ZM91 231H92V229H91ZM105 231H106V229H105ZM122 231H121V232H122ZM245 231H246V230H245ZM2 232H3V231H1V233H2ZM43 232L45 233V231H43ZM43 232H42V233H43ZM47 232H48V231H47ZM49 232H50V231H49ZM57 232H58V231H57ZM67 232H68V231H67ZM83 232H85V228H84ZM101 232H102V231H101ZM121 232H120V233H121ZM134 232H135V231H134ZM136 232H137V231H136ZM145 232H146V231H145ZM260 232H261V231H260ZM44 233H43V235H44ZM54 233H55V232H54ZM54 233H53V234H54ZM69 233H71V232H69ZM77 233H78V232H76V235H77ZM88 233H90V232H88ZM142 233L144 234V232H142ZM142 233H141V235H143ZM177 233H179V231H178ZM177 233H176V234H177ZM245 233H248V232H245ZM61 234H62V233H61ZM61 234H60V235H61ZM85 234H86V233H85ZM90 234H92V233H90ZM93 234H94V233H93ZM93 234H92V235H93ZM96 234H97V233H96ZM138 234H139V233H138ZM162 234H163V233H162ZM162 234H161V236H162ZM234 234L237 235L236 233H234ZM259 234H260V233H259ZM45 235H46V234H45ZM66 235H67V234H66ZM68 235H69V234H68ZM86 235H89V234H86ZM98 235H99V234H98ZM101 235H102V234H101ZM115 235H116V234H115ZM115 235H113V236H115ZM135 235H136V234H135ZM163 235H164V234H163ZM30 236H31V235H30ZM41 236H42V235H41ZM46 236H47V235H46ZM46 236H45L44 238H46ZM54 236H55V235H54ZM74 236H75V235H74ZM74 236H73V237H74ZM81 236H82V235H81ZM108 236H109V235H108ZM120 236H122V235H120ZM136 236H137V235H136ZM136 236H134V237L136 238ZM139 236H140V235H138L137 237H139ZM238 236H239V235H238ZM238 236H237V237H238ZM245 236H246V235H245ZM256 236H258V235H256ZM73 237L71 238V240L73 239L72 242H75V241H74V238H75V237H74V238H73ZM77 237H78V236H77ZM77 237H76V238H77ZM82 237H83V236H82ZM82 237H81V238H82ZM86 237H87V236H86ZM122 237H123V236H122ZM122 237H120V238H122ZM128 237H129V236H128ZM140 237H141V236H140ZM140 237H139V238H140ZM159 237H160V236H159ZM55 238H56V237H55ZM69 238H70V236H69ZM76 238H75V240H76ZM83 238H85V237H83ZM83 238H82V239H83ZM96 238H97V237H96ZM96 238H95V239H96ZM111 238H112V236H111ZM123 238H125V237H123ZM141 238H142V237H141ZM234 238H235V236H234ZM234 238H233V239H234ZM47 239H48V237H47ZM50 239H51V238H49V240H50ZM58 239H59V238H58ZM77 239H78V238H77ZM87 239H88V238H87ZM99 239H100V238H99ZM99 239H98V240H99ZM126 239H127V238H126ZM144 239H146V238H144ZM144 239H143V240H144ZM150 239H151V238H150ZM152 239H153V238H152ZM176 239H177V238H176ZM240 239H241V237H240ZM49 240H47V242H48ZM53 240H54V239H53ZM78 240L81 241V239H78ZM93 240H94V239H93ZM123 240H124V239H123ZM140 240H141V239H140ZM146 240H147V242H148V239H146ZM163 240H164V239H163ZM163 240H162V242H163ZM166 240H167V239H166ZM174 240H175V239H174ZM177 240H178V239H177ZM241 240H242V239H241ZM252 240H253V239H252ZM107 241H108V240H107ZM120 241H122V239H121V240H120V239L118 240V242L121 244L122 242H120ZM125 241H126V240H124L123 243H125ZM181 241H182V239H181ZM258 241H259V240H258ZM44 242H45V241H44ZM56 242H57V240H56ZM66 242H67V241H66ZM76 242H77V241H76ZM76 242H75V243H76ZM82 242H84V241H82ZM82 242H81V243H82ZM97 242H98V241H97ZM110 242H111V241H110ZM118 242H117V243H118ZM129 242H130V238H129ZM131 242H132V241H131ZM131 242H130V243H131ZM141 242H142V241H141ZM143 242H144V241H143ZM143 242H142V244H143ZM149 242H150V241H149ZM149 242H148V244H149ZM164 242H165V241H164ZM164 242H163V243H164ZM168 242H169V241H168ZM236 242H237V240H236ZM236 242H235V243H236ZM20 243H21V242H20ZM58 243H59V242H58ZM63 243H64V242H63ZM85 243H86V241H85ZM93 243H94V242H93ZM93 243H92V244H93ZM104 243H105V242H104ZM113 243H116V242H113ZM123 243H122V244H123ZM126 243H127V242H126ZM136 243H137V242H136ZM150 243H151V242H150ZM166 243H167V242H166ZM176 243H177V241H176ZM178 243H179V241H178ZM239 243H240V242H239ZM242 243H243V242H242ZM242 243H241V244H242ZM65 244H67V243H65ZM76 244H78V243H76ZM99 244H100V243H99ZM101 244H103V243H101ZM139 244L141 245V243H139ZM60 245L63 246L62 243H61ZM78 245H79V244H78ZM103 245H104V244H103ZM103 245H101V247L104 248ZM107 245H108V244H107ZM124 245H125V244H124ZM239 245H240V244H239ZM58 246H59V245H58ZM70 246H73V245H71V243H70ZM82 246H83V244H82ZM82 246H80V247H82ZM84 246H85V245H84ZM86 246H87V244H86ZM110 246H112V247L115 246V247H116V244H115V245H110ZM110 246H109V247H110ZM131 246H132V244H131ZM144 246H145V245H144ZM144 246H143V247H144ZM244 246H245V245H244ZM244 246H243V247H244ZM89 247H90V246H89ZM92 247H93V245H92ZM94 247H95V246H94ZM99 247H100V246H99ZM101 247H100V248H101ZM140 247H141V246H140ZM149 247H150V246H149ZM19 248H20V247H19ZM19 248H18V249H19ZM58 248H59V247H58ZM63 248H64V247H63ZM69 248H70V247H69ZM78 248H79V247H78ZM103 248H102V249H103ZM116 248H118V247H116ZM141 248H142V247H141ZM141 248H140V249H141ZM20 249H21V248H20ZM60 249H61V248H60ZM75 249H77V246H76ZM88 249H89V248H88ZM92 249H93V248H92ZM104 249L106 250L107 248H104ZM146 249H147V248H146ZM15 250H16V249H15ZM73 250H74V249H73ZM77 250H79V249H77ZM77 250H76V252H78ZM97 250H98V249H97ZM97 250H96V251H97ZM107 250H108V249H107ZM107 250H106V251H107ZM125 250H126V249H125ZM143 250H144V249H143ZM143 250H141V251H143ZM0 251H2V250H0ZM19 251H20V250H19ZM66 251H68V250L66 249ZM70 251H71V250H70ZM70 251H69V252H70ZM103 251H104V250H101V252H103ZM106 251H105V252H106ZM122 251H123V250H121V251H119V252L121 253ZM137 251H138V250H136V252H137ZM82 252H84V251H82ZM90 252H91V250H90ZM99 252H100V250H99ZM119 252H118V253H119ZM0 253H1V252H0ZM58 253H59V252H58ZM71 253H72V252H71ZM126 253H127V251H126ZM142 253H143V252H142ZM151 253H152V252H151ZM1 254H2V253H1ZM1 254H0V257H1ZM17 254L20 255L21 252H20V254L17 252ZM61 254H62V253H61ZM73 254H74V252H73ZM79 254H80V250H79ZM93 254H94V253H93ZM101 254H102V253H101ZM123 254H125V253L123 252ZM123 254H122V255H123ZM149 254H150V252H149ZM149 254H148V255H149ZM165 254H167V253H165ZM2 255H3V254H2ZM4 255H5V253H4ZM22 255H23V254H21V257H22ZM55 255H56V253H54V256H55ZM65 255H66V253H65L64 255H62V256H63L64 258H67V257H65ZM94 255H95V254H94ZM97 255H98V254H97ZM148 255H147V256H148ZM62 256H61V257H62ZM89 256H90V255H89ZM106 256H107V255H106ZM149 256H150V255H149ZM149 256H148V258L150 259L151 257H149ZM56 257H57V256H56ZM56 257H54L55 260H56ZM63 257H62V258H63ZM68 257H69V255H68ZM74 257H75V256H74ZM78 257H79V256H78ZM90 257H91V256H90ZM108 257H109V256H108ZM123 257H124V256H123ZM123 257H122V258H123ZM164 257H165V256H164ZM52 258H53V257H52ZM84 258H85V257H84ZM86 258H87V256H86ZM0 259H1V258H0ZM73 259H77V258L75 257V258H73ZM96 259H97V258H96ZM112 259H113V258H112ZM118 259H119V258H118ZM124 259H126V258H124ZM124 259H123V260H124ZM149 259H148V260H149ZM2 260H3V257H2ZM20 260H21V259H20ZM61 260H62V259H61ZM69 260H70V259H69ZM77 260H79V258H78ZM89 260H90V259H89ZM93 260H94V259H93ZM93 260H92V261H93ZM104 260H105V258H104ZM108 260H110V259H108ZM123 260H121V263H122ZM127 260H128V259H127ZM22 261H23V260H22ZM56 261H57V260H56ZM66 261H67V260H66ZM66 261H65V262H66ZM79 261H80V260H79ZM79 261H78V262H79ZM87 261H88V260H86V262H87ZM114 261H115V258H114ZM116 261H117V259H116ZM15 262H16V261H15ZM51 262L53 263L54 261H50V263H51ZM65 262H64V263H65ZM74 262H75V261H74ZM78 262H77V263H78ZM96 262H97V261H96ZM100 262H101V261H100ZM118 262H119V261H118ZM124 262H126V261H124ZM124 262H123V263H124ZM56 263H57V262H56ZM56 263H54V264H56ZM90 263H91V262H90ZM92 263H93V262H92ZM97 263H98V262H97ZM104 263H105V262H104ZM108 263H109V262H108ZM115 263H116V262H115ZM12 264H13V263H12ZM14 264H15V263H14ZM16 264H17V262H16ZM43 264H44V263H43ZM62 264H63V263H62ZM65 264H66V263H65ZM85 264H86V263H85ZM87 264H88V263H87ZM93 264H94V263H93ZM113 264H114V262H113ZM119 264H120V263H119Z\"/></svg>",
    "mask_w": 264,
    "mask_h": 264
}]
</instances>
